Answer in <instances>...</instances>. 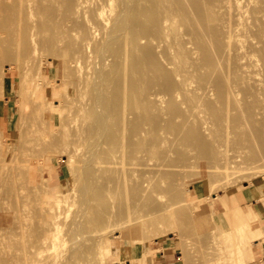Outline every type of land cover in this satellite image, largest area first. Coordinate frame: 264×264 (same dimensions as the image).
<instances>
[{
  "label": "rangeland",
  "instance_id": "rangeland-1",
  "mask_svg": "<svg viewBox=\"0 0 264 264\" xmlns=\"http://www.w3.org/2000/svg\"><path fill=\"white\" fill-rule=\"evenodd\" d=\"M65 1L67 4L68 0H64V2ZM93 1L92 0L91 1L85 0V2H86L85 3L83 0L84 3H82V4L84 6L80 7L79 13L83 12L81 10V8H83V10H86L87 7L90 8L92 6L91 3H93ZM121 1H122V3H120ZM129 1H132V0H126V2H124V0H118V2L116 0H111L109 3H111V6L114 9H112V10L110 9V8H112L110 6V4H107L108 6H105L106 8L104 7L105 8L104 9L105 14H108L107 13V8H108L111 11H113V10L115 11V9H116V12L119 11V13H121L120 15L123 18H125L123 15H125V14L127 15L126 16L127 22H126V24H124V28H121V31L119 30L120 32H116L117 35L119 34L121 36L120 37L121 40H118L119 36H117V40L119 42L121 41L123 43L120 42L121 44L120 43H119L120 45L118 44L120 47L117 46L115 48H118V47H119V49L121 48L120 49L121 53L123 52L122 54H124L125 51L123 49L127 46V48H126V51H127V49L129 48L128 42L127 43L124 42L127 40L124 37H127L126 35H128V33L125 35L124 32H127L129 29H133V27H136L134 29H136V31L137 30L139 31V29L141 27L140 25H139L140 27L137 25L139 28L137 26H132V25H130L129 22H132L135 25H136L135 21H137V24H140L139 22H143L141 25L143 26L142 28H144V29L142 31L141 30L142 28H141L140 31H142V33L139 31L138 35L141 33L144 37H142V35L140 34L141 38L138 40V42L140 40L141 41L139 44L137 42V45H136L137 47L139 46L138 47L139 52H136L138 48L134 51L136 54L139 53L138 57H140V55H141V56H145V57L147 56L146 58H149L147 52H149V51H150V53L153 52V50L151 51V49H153V48L149 49V47H153L152 44H154V43H157V44L159 43V41L157 39H156L157 41L155 40V38H157V37L151 33V30H153V28L155 29V27H156V25L153 24L154 22L150 24V22H152V17L149 19L146 18V16L147 17L149 16L147 11H146V8H145L147 5H148L147 7L149 8L148 9L149 12L151 13L152 16H154L153 15L154 14L153 13L154 7L151 4L152 0H136V3L138 4V6L142 5L144 7L145 13L142 12L143 10L141 12L144 13L145 15L142 14V16L139 15L140 12L139 13L137 12V14L134 12V11H138V9H137L138 6L136 7V5H135L136 3L133 0V2L135 4H133L132 10L133 9H135V10L132 12H134L136 17L139 15V17H137V18H140V20L134 19L135 21L133 20V18H136V17L132 16L134 14L131 15L132 17L129 14V13H131L130 12L131 8L129 9V7L126 6L130 3H133V2H129ZM239 1H241L240 4H242V2L246 1V4H250V5H248L249 7L252 5V2H253V1H250L251 3H248L249 0L248 1L247 0H244V1L239 0ZM53 2L55 3V0H50V3L53 4ZM60 2L63 3L62 0H60ZM60 2H58V0H57L58 4L56 3V6L54 4V6L56 8L60 7L59 10L63 9V7L61 8V6H63V5H64V7L66 6L64 3H63V5L60 4ZM59 4H60V6H59ZM122 4H123V6L120 7ZM149 4H151V5H149ZM243 4H245V3H243ZM89 5H91V6H89ZM130 5H132V4H130ZM57 6H59V7H57ZM66 7H67V9L63 10L64 12L67 11L66 13H62L63 12L62 10H61L62 12L57 11L58 14H61L62 18H60L59 17L60 15L57 14V16H56L57 20L55 18H54V20H52L53 17L57 13L56 10H58V9H56V8H55L56 10H51V11H54V12H52L51 16L53 15V13L55 14L54 16H52V18H50L51 16L49 17L48 15H46V17L48 16L53 22L59 21L58 24H59V26H61L63 23L65 24V22L68 24V20H70V18H72V16L74 15L73 21L74 20L79 21V22L76 21L75 24L79 23L78 28H80V31L82 30V27H85L86 29L83 28V30L87 31L88 22L85 26L82 25V24H85L86 20H87V19H85V21H84V17L82 18V15H84L86 17L88 10H90L91 12H93V11L88 8L86 11H84L87 13H84V14L77 13L75 15L73 12H70L71 10L69 11L68 6H66ZM123 7L126 8V10ZM143 7H141V8H143ZM51 9H53V8H51ZM150 10L153 12H151ZM37 11H39L40 13L35 11V12H33L31 17H33L32 19L36 20V24L38 25V26L37 25L36 26L40 27L41 25L39 23V20L41 19V16H43L45 12L40 11V9ZM51 11H49V14ZM68 11L70 14H72L71 17L69 16V14H67ZM90 11L88 13L90 15L87 17L89 22H90V20L93 19V14H91ZM47 14H48V12H47ZM128 14H129V16H128ZM37 15H39V16H37ZM34 16H35V18H34ZM65 16L67 17V19ZM37 17H38V19H37ZM68 17H69V19H68ZM74 17H77V19H74ZM43 18H45V16ZM129 18H130V20L132 19V21H129ZM61 19L62 20L65 19L67 21L64 20L62 23ZM117 19H118V17H117ZM117 19H115L116 20L115 24H117V23L120 24L119 21L117 22ZM120 20L122 21L123 19L120 18ZM145 20H146V22H147V20H149V25L154 26V27L152 26L153 28L151 30L149 29L151 26L147 25ZM52 21L50 22V24L52 23ZM70 21H69V23L71 25L72 22H70ZM93 22L94 23H92V21H91L90 23L95 24V21H93ZM52 24L50 26H52ZM55 24L57 25V22L56 23L54 22L53 25L56 26ZM67 24H65V25L69 27L70 25L69 24L67 25ZM65 25H63L61 27L64 28ZM95 25H94V27L96 29L95 32L100 31L102 29V28L101 29L97 28L98 26L96 27ZM125 25L128 29L125 28ZM146 25H147V27H146ZM186 25L187 24L185 22H181L179 24V27H180L179 32L183 33L182 34L183 36L185 35L186 39H184L185 40L184 43L187 44L185 47H187V48L190 47V48H188L190 50L194 46L193 47L194 49L192 48L193 53H194V54L192 53L193 54L192 55L193 61H194V57L196 56L195 62L197 64H200L199 60H201V62H202L203 59L199 55V53L202 54L199 51H202V50H201L200 46H198V48L196 47L195 44L197 42L194 41V43H192L193 39L192 40H191V38L189 39L190 33H188V31H186L189 28H186L187 27ZM197 25L198 26H196V27L198 28L200 24H197ZM59 26L52 29V30H54V32L51 29L50 30L53 33L57 32V34L63 35L61 37V39L63 40L62 42H64L62 44L65 46V44H67V40H64V39H66L68 37V35H70L72 37L73 32H71L69 34V31H71L72 30L71 27H73L75 25L70 26L71 30L68 27H66L69 30V31H67L68 33L66 32V30H67L66 28H65L66 30L62 28L63 30H61V31H64L65 34L66 33L68 34V35L66 34L67 37L64 33L61 34L62 32L59 33V31L56 30ZM76 27H75V29H77ZM42 28H43V26H42ZM42 28L41 27L37 28L35 31V33L39 32L38 33L39 39L35 38L37 33L34 35L35 42L38 41L37 44H39V40H40V44L42 45L40 47H39V45H37L39 47V48L37 47L39 49V52L40 51L41 52L39 53L38 50L36 51L35 59L32 58L34 60V63H33V60L31 59V56L29 54L19 55V53H21V52L24 53V52L29 51V43L26 44V46H25V43H27V42H25L24 44H19V46L17 45L18 48H17V46H13V47H15V50H14V48H12L11 51H13V50L14 51H13V54H10V55H14L13 57H15V53H16V57L14 59H12L13 58L12 56H10L11 57L10 58L9 55L6 58H5L6 55H4V56L2 55V57H0V59H2V60H0V63H1L0 64V72L2 70L4 72L2 77L0 75V78H1L0 79V81H1V83H0V230L2 232V233L0 232V251L2 249L3 250L8 249L10 251L23 250V249L27 248V246L30 245L31 242L34 241V239H36L38 234L41 235L45 232L48 235L47 236V243L48 244L46 245V247H44L42 249L41 254H43V256H44V254L46 253L45 256H47L48 259H50L49 253L50 254L54 253L55 256L53 254L50 256L56 257L61 263H65V264H150L151 259H152V254L154 253V248H152V247H155L157 245L156 242H161L164 240H170V241H172L171 244H173V245L176 244L179 247V249L181 250V255H182L181 259L183 260V264H238L239 262H241L242 256L246 255V253L250 252L252 239L254 236L247 237L248 234L244 232L245 237H247L248 240L245 239V241H243L242 243H238L239 244V247H238V245L233 241L236 237L235 231L237 228H239V227L241 228L242 226H245V224H247V222L251 225V228H253V229L258 225L257 220L255 219V218H257L256 211L248 203L246 204V206H242L241 203L248 202L252 198L260 199L262 202H264V161H263V159H261V160L258 159L260 161L256 160L253 162H250V161L240 162V164H239L240 166H237L231 170L226 169V168H217L216 170H213L212 175H210V172L206 171V173L205 172L203 173V171H201L199 169V165L196 164L195 161L194 162L192 161V157L189 156L190 153L188 152L185 156H189L192 163H194V164L193 165L191 164L190 165L191 168H190L188 166L190 163L189 164L187 163L189 161L185 160V161H187L186 164H188L187 165L188 167L186 166L187 169L190 168L191 170L189 169L187 171L185 169L186 168L185 166H184L185 171H184V169L180 168V166H181L180 163H182L183 159H185V158L182 156H179L178 153H177L178 155L173 154V152L171 153V151H173L175 149L180 150L178 148H175L176 146H178L176 143H179L181 140V138H180V140L178 138V136H180V133L178 136H176L178 138L179 142L177 139H174L173 142H175L176 140L177 141H176V143H173L172 140H173V137H175L174 135L176 133L178 134L177 131L178 130L181 131L180 125L182 126L183 124L178 123V122L179 121L182 122V120H183L182 118H184V117H182L181 119H180V117L188 112V110H186V106L191 105L192 103L184 104L187 102H184L185 97L182 94L181 95H179L180 93L171 94L167 89L166 90L168 92L164 89L166 87L165 86L166 83L163 84V82H165L164 79L166 80V78L164 77V74L166 75V77H169V79L167 78L168 81L169 80L172 81L174 79V78H172V75L175 76V74H174L175 72L173 73V71H172L173 68H172L171 71L173 74L171 75V73H170L171 71L169 72V70H170L169 68L171 66L172 67H174V66L172 64H170V66H168L169 63L166 64L165 58L162 59L163 55H164L163 51L165 50V48L163 46L164 40H163V38H161L160 34L158 36L160 37L159 38L160 42L162 41L161 46H160V44H158V46H157V44L154 45V47L157 46V50H156V48H154L155 51H159V52L154 53L155 52L154 51L153 53L157 54V57L159 54L163 53L162 58L160 55H159V58H156V56L153 53H151V56H155V60H153L154 58L151 57L147 61L148 64H146L145 61L147 59L145 57H142V59L143 58L146 59L143 61L145 63L144 65L148 66V67H146L147 70L145 68H143L144 66L143 67L141 66L142 67V73H143V71L146 70L148 72L147 73L148 75H149V73L150 74L152 73L153 75H152V77H150L151 75L148 76L147 74H145L144 78H142L141 81H142V84L144 86V84L147 85V83H146L147 78L148 79L150 78L151 81L155 80V82H152L155 85H152L151 83H149V82H151L150 80H148V83H149V86H151V85L154 86L157 89V91L154 89V87L151 88L152 86L148 87L147 89H145L146 88L145 87L144 89L147 91L149 88H151L152 92L155 91V93L159 92L158 90H160V93H163L165 90V92L162 95H165L166 98H168V100L166 98H164V99H166V101H165L162 98V95L159 93V94H157V96L153 95L151 97L152 99L151 98H150V100L147 99L146 101H144L145 103L142 104L143 101H140L141 98H139L138 97L139 94H137L138 90H142V89H140L141 87L138 89L137 88L138 86H136L137 84L138 85L140 84V80H139L140 77L139 76L143 77V74H144L143 73L141 75V72L139 71V70H141V67L138 65V64H140V62L142 65V61L139 60L140 58H138L137 55L134 54V52H133V54H131L132 56L129 55L131 53V51H133V50H130L129 51L130 53H127L129 57L127 55H124L127 57V59H125L126 58L125 57L122 60V54H120L119 52H117V53L120 54L119 57L121 59L119 57H116L115 51L116 50L120 51L119 49H116V50L114 49V46L117 45L116 40H114L116 42L115 45L113 44L114 41L111 42L112 45H114L113 46L114 51L112 49V52H114V54L108 55L107 54V53H109V51L107 52L108 48H105V49L101 48V42H104V44H105V45H103V43H102V47L103 46L106 47V43L108 44V42L106 41V37H108V36H105L104 34L108 35V32H110V30L109 31L107 30L106 32H104L106 29L105 30L102 29L101 31H102V34L104 33L103 34L104 36H102L101 31L97 32L96 33L97 35L95 34L97 37L96 36H94V37L98 38V39L95 40L94 37H93V39L95 40V42L97 44L93 41V39L91 40V42L93 41L96 44L95 45L96 47H98V45L100 44V49L101 50L103 49V53L105 51L106 52L104 54H102V51L99 49V47L96 48V50H94L95 46L94 45H93L94 47L92 46V44H94V43H90V50L93 53L92 57H90V58H92L93 60L88 59V60H91L90 63L88 62V60H87V62H86V60L84 62L81 61V63L83 65V69L85 72L84 74L86 76H89V73H90L91 76H89L90 77L89 79H88V77H86V79L83 78V79H85L83 82H86V84L83 85L84 84L83 82H82L83 84H81V82L78 84L79 80L77 81L76 79H79V77L77 76V72L73 73V71H74L73 67L71 69H70V67H68V62H67L68 56H66L68 54L63 49L64 46H61L62 50L59 49V51H61V53H58V50H55L53 48V46H54V47H56V49H58L60 47V45H62L61 40L57 41V40H59L60 37L58 38V36H57V39H55L57 42H60L59 43L60 45H58V43L56 41L55 42L57 44H54L55 42L53 43L52 42L53 40H51V39H50V41H51L50 44H48L47 38H46L48 35H45L46 33H44V35L46 37H43V38L46 39L47 44H44L45 41H42V42H44L43 43L44 47H43V44L41 43V36L43 35L44 30H41ZM51 28H53V27H51ZM39 29L41 30V32ZM59 29H61V28H59ZM126 29H127V31H126ZM177 29H178V27H177ZM144 30H146L145 33H144ZM46 31H48V29H46ZM75 31H74V34L78 33V35H77L78 39L76 38V35H73V38H75L78 41L81 39L80 34H82L81 33L82 31L80 33H79V29H77ZM153 31H152L153 33H156V29ZM52 32H50V33H52ZM149 32L152 34V36L154 35L152 38H150L151 36H148L150 34ZM185 32H187V34ZM50 33H48V34H50ZM87 33H85V34H87ZM99 33L101 34V36ZM188 34H189V36H188ZM51 35H49V36L51 37ZM84 35L82 34V38ZM70 36L68 37V39H70ZM104 37H105V39L103 41L102 38H104ZM43 38H42V40H45ZM73 38H72V40H73ZM146 38H147V40H146ZM142 40L143 41L145 40V42H143ZM146 41L147 42L150 41V45L147 44ZM213 41H215V42H212V41L211 42L216 43L215 45L212 44V48L214 50V52H213V50H212V52L215 55V53L217 52L215 47L217 46L218 41L217 40H213ZM71 42L72 41H70L69 43H71ZM74 42H75V40H74ZM247 43L244 45L249 46V43L248 44ZM140 44L141 45L145 44L146 47H148L147 49H142V52L144 53V55H142L143 53H140L141 52V48H140L141 45ZM21 45H24L23 48L25 49V51L23 50V48H21L22 51L19 49ZM45 45L48 46V48L52 47L51 48L52 50L50 49L51 51H49L48 49H46ZM56 45H58L59 47ZM112 45L109 48L110 50L112 48ZM143 45H142V48L145 47ZM159 46L162 48V50H161V48H159ZM245 46H244V48H247V49L250 48V47H245ZM258 46L260 47V45H258ZM130 47H131V45H130ZM64 48L66 49V51H68L67 45ZM188 49L186 51L189 52ZM192 49H191V52H192ZM145 50H147V51H145ZM93 51H96V52H93ZM97 51H98V53H97ZM99 52H101L100 53L101 56L103 55L102 57H100V55H98ZM252 52H256V50L250 51L249 53L251 54ZM197 53H198V55H197ZM260 53H261L262 57L261 56L259 57L260 54L258 56H256L253 53H252V56L250 54L247 55V56H249V57H247V61L250 60L248 62H252L250 64H248V62H247L248 67H249V65L251 66V64H252L250 69L247 67V70L249 69V70H253V71H255V70L258 71V68L260 69V68L264 67V64H262L263 66H260L262 63V62L260 63V61L264 60V56H263L264 53L263 52H260ZM256 54H258V52H256ZM96 55H97V57H96ZM105 55H106V57H107V55L109 56V58L107 57L108 60L106 59ZM112 56H115L114 60L116 59L115 62L118 63V65H117V63L113 64L115 66V68L117 69V71L115 70L116 73L118 72L117 76H118V74L120 75L121 72H124L127 69L126 71L128 73L126 71L125 72L127 74L133 73L134 77H132V78L136 79L135 73L137 72V69L139 68V70L137 72L138 73V75H137L138 79L131 81L132 83L134 82V84H135V82L136 83L138 82L135 85L136 87L131 82H128V81L132 80V78H131V76H133L132 74L130 75L131 79L129 78L130 80H126V81H125V79L127 78L126 73H125L126 78H123V73L121 74L122 76L120 78L121 79L123 78L122 80H120V78L118 76V79L120 81H123V80L125 81V85H124V81H123V83L121 82V84L124 85L125 89L127 88V90H126L127 93L123 92L124 89L122 91L123 85L121 86L119 80L115 78L116 76L113 77L114 75H112L113 74L112 69H114V66L112 67V65H111L114 62L112 60V58H113ZM134 56H136L137 59H135ZM199 56L201 59L198 60ZM103 57H105L104 58L105 61L102 60L104 63L101 62L99 64V61H101V59ZM118 58L120 59V62L118 61L119 60ZM129 58H131V59H129ZM94 59H95V61H94ZM151 59L153 61H156L159 59L160 61L158 60V62L157 61L156 62L158 64L161 62V64L156 65L157 63H155L153 61H152V63H150ZM217 59L219 60V57H217ZM217 59L215 58L216 61H218ZM106 60H107V62H106ZM109 60H111V61H109ZM135 60L140 61V62H138V64L134 63L135 65H138L137 69H136L135 65L129 64V63L135 62ZM189 60L191 61L192 59H189ZM39 61L40 62L42 61V63L40 64ZM93 61L95 63L94 66H93L94 63H92ZM121 61H122V63H121ZM124 61L125 62L127 61L126 66H127V64H129V65H128V67H126V69H123V71H122V68H121V66L119 67V65H121V64L125 65ZM128 61H130V62H128ZM162 61H164L165 64L162 63ZM105 62L108 65L107 64L105 65ZM219 62H222V65L220 63L215 62L217 67L221 65L220 68L218 67L219 68L218 71L220 72V74H222V72H223L222 75H224V73H225V76L228 79L229 77L227 76L228 74H226L225 69L229 70V68L223 64L224 62L222 60H220ZM177 63H179V67H180V65H182L183 62L179 61ZM187 63H189V61ZM203 63L204 62L201 63V67L202 66H204V67L202 69H199L200 72L197 74L196 77H195V75H196L195 73L198 71H196V72L194 71L195 72L194 77L191 74L189 75V73H188L189 71L187 72L188 74L186 73L187 74L186 76L189 75L188 78L186 77L187 78L186 83L188 84L187 85L188 89H193V90L196 89L195 91H198V92L201 91V93H202V90L204 89V91H205L206 88H203V89L200 88L203 86L198 87L199 83H200L198 78L201 75L200 78L202 77V79H201V82H202V80H205V78L207 77L206 73L208 71H210L209 67L206 68V66L203 65ZM255 63H259V64H255ZM71 64L73 65V63H71ZM86 64H88L87 67L89 66V64L92 67L91 68L88 67V70H86L87 69V67L85 66ZM162 64H164V66H162L161 68L164 67L165 70L164 69L163 70L166 73L160 72L162 70V69L160 70V66ZM36 65L37 66L40 65L42 67V74L41 75H38V73H36V70H37ZM103 65L106 66V69H105L106 72L104 71L105 67ZM130 65H132V68L135 66L134 67V70L136 69L135 72L129 71V69L132 70L131 68H129ZM109 66H111L112 74H110L111 71H107V70H110ZM213 66L214 65H212V67ZM215 67L216 66H214L212 68V70ZM222 67H224L225 69ZM102 68H103V70H102ZM119 68L121 70L120 73H119ZM123 68H125V67H123ZM221 69H223V71ZM263 69H260V70H263ZM216 70H217V68H216ZM86 71H88V74H86ZM191 71L193 74V70H191ZM201 71H203V72L201 73ZM214 71H213L212 75H214V73L215 74L218 73V72L216 73V71L215 72ZM107 72H109V73H107ZM129 72H131V73H129ZM204 72H205V74H204ZM247 72L249 74L251 71H246L245 77L249 76V75L246 76ZM259 73L262 75L264 73V71H263V73L261 71L260 72L258 71L255 73V75L252 74L254 76V77L252 76V78H254V79H252L253 81H256V79L257 80L261 79V76ZM208 74H209V72H208ZM146 75L148 76L147 78H146ZM218 75L219 74H217V76ZM94 76H96V77H94ZM213 77H214V79L212 77L209 78V79H211V82L212 83L214 82V81H212V79L215 80L216 82H218L217 80H219V79H215L216 75H214ZM220 77H223V76L219 75L218 78H220ZM93 78H95V79H93ZM96 78H98V81ZM247 78L248 79H244V80H250L248 82L253 83L251 78H249V77H247ZM224 79H226V78H224ZM74 80H76V83ZM231 80H232V78L227 80V81L230 82ZM263 80H264V77L261 79V81L259 80V83H263L264 82ZM80 81H82V80H80ZM224 81H226V80H224ZM127 82L130 83L131 86L133 85V87L137 88V90L135 88H132L130 85L128 86V84L126 85ZM211 82L205 81V85L208 89L207 91H211V92H207V94L210 93L209 96L211 97V99L216 100L217 98L214 96H216V95L218 96V94L216 92L214 93L215 90H212V89H215L213 87L216 84V82H214L215 84L214 83L210 84ZM245 82L246 81H244L242 83L240 82L241 84L244 83V85H241L240 83L236 84L237 87L234 85L233 89H235V91L233 90V92H232L233 97H234V93L237 92V94H235V97L238 98L237 97V95H238L240 97V98H238L239 100L246 101V99H247L246 97L248 95L244 96L245 95L244 92L245 91L247 92L248 87H250V86H249V83H245ZM99 84H100V87H99ZM162 84H163V86H165V87H161V88H163V92H161V88H160V86H162ZM200 84H202V83H200ZM257 84H258V82H256V84H254V86ZM94 85H96V86H94ZM105 85L108 87H106ZM211 85H212V89L209 90V87L211 88ZM251 85H253V84H251ZM139 86H141V85H139ZM243 86H245V87L243 88ZM93 87H94L95 92L92 90ZM158 87H159V89H158ZM238 87H242L243 89H238L240 92L238 90L236 91V88H238ZM76 88L79 90L76 91L77 90ZM129 88L133 91L136 90V93L133 92L134 94L132 95V92L128 91ZM110 89H112L113 92H116L117 94L112 93L110 91ZM114 89H115V91H114ZM144 89H143V92H145ZM199 89H201V90H199ZM241 90L243 92H241ZM28 91H29V94L27 93ZM103 91H104V93H103ZM109 91L113 94V96L115 95L114 98L115 97L118 98L119 96H120V98L122 97L123 100L121 99V101H120V98L118 99L119 105H120V102L123 103L124 101H126V100H124L125 96L123 95V93H126L128 95L130 92L131 94H129V96L132 98V103L135 100L133 103L134 108L131 107L132 109H130V110L134 109L133 111L139 112V110H135L137 105H138L137 109L140 108L139 105H142V106L145 105L146 111L142 109L144 107L143 106L142 108H140V110L142 109L141 114H144V116H146V117L148 116L147 117L148 119L150 118L149 120L146 118L147 122L149 121L150 124L147 122H144L145 117L142 116L143 120H139V121H142L143 123H145V125H147V127L144 126V124L142 122L138 121V119H137L138 117L136 118L137 114L133 111H131V112L125 111V114H127V116H124L125 114L123 113V118H118V115L116 116V113L118 111H120L119 109H121L122 106H123V109H126L124 107V105L125 106L127 104L129 105L131 99L129 96L126 95L125 99H127V100L130 99V100L128 101V103L124 102L123 103L124 105L122 104V106H119L120 108L117 109V111H116V108L114 109V107L117 106V104H116L117 102H115V100H117V99L112 98V99H114L115 104L112 101L111 102L113 104L110 103L109 101L111 99H109V97H110ZM143 92L141 93V96H144ZM30 93H32V94H30ZM94 93H97L98 95L97 94L94 95ZM165 93H167V95ZM241 93L243 94L242 97H241ZM104 94H106V96H104ZM207 94L204 95L205 99L207 98ZM107 95H108V97H107ZM98 96H100L99 99L100 98L102 99L103 96L108 98V99H106V103H104V101H105L104 98L101 100L103 102L102 103L97 98ZM158 96L159 97L161 96L160 99L162 100V102L160 100V103L163 104V106L167 101L168 102L170 101L167 104L172 103L170 105H173V108L172 107H170V108L172 109L173 113L177 111L176 113H174L175 116H178L177 118L176 117L174 118V119H177V121H176L177 123L176 122L173 123V121H172L173 118L168 117V115L171 113V111H170V113L168 111L170 109L169 108L170 105L167 106L169 109L168 108L166 109V105H165V110L161 109L162 111H166L165 113L160 111V108L164 109V107H162V105L160 103H157V102H159V101H157L159 99ZM165 96H163V97H165ZM19 97L22 98L21 103L19 102V100H20ZM94 97L96 100L94 99ZM137 97L139 99H137ZM153 97H154V100H156L157 102L154 103ZM173 97H174V99H173ZM29 99H30V101H29ZM31 99L33 102L31 101ZM211 99H209V100H211ZM34 100H36V102L37 101L38 102L36 103ZM86 100H88V101H86ZM89 100H90V103H89ZM94 100L95 101L99 100V102L102 105L103 104L104 105L107 104V106L109 105L108 106L109 108H107L106 105L105 106L103 105L106 108V110L103 108L104 112L105 113L107 112V114L109 113L110 115L113 113L111 115V117L114 118L116 116L117 118L115 117L116 118V119L114 118L115 120H118V119L121 120L122 119L120 121V122H122L126 119L125 120L126 122L125 121L124 122H125V125H127V127L125 126V128H128V129H125L123 127L122 130H124V129L125 130H124V132L122 131V133L120 132L121 134L119 133L120 136L117 133L118 132L117 125H119V131H120L121 130L120 127L124 126V124L123 125L118 124L119 120L116 121L117 125L114 128V129L117 128L116 133H114L115 130L112 132L113 129L111 131L108 130L107 128H106L107 129L106 131L104 130V132H106V133L108 131V133L110 132V134L111 133L117 134V136L114 135L112 138L113 140H115L117 138L116 139L117 142L113 141V142H115L114 143L115 145L118 142H119L118 144H120V145H122V144L125 145L123 142L126 141V143H127L128 141L126 139H128V138L134 139L133 144L137 143V141H139V143H137V144H139L140 147L142 144L143 147H141V148L143 150L139 149V153L136 152V151H138L137 149L136 150L134 148L129 149V150L134 149L135 151L134 150L133 151H134V153L136 152L135 154H137V155H135L132 152H131L132 153L131 155H130V152H129V154L126 153V154H128V156H132L133 154L135 156H138V157L134 158V161L136 159L135 168L132 169V166H134V164L133 165L130 164V162L131 163L133 162L132 160H130L128 162L129 158L125 159L127 157L126 154H125L126 157L122 156L123 155L122 152L125 151L126 148L123 150L122 146L121 147L119 146V149L116 148V150H114L115 149L114 147H116L117 145L114 147L112 145V148H114V149H112L114 153L111 151L110 143L111 144L113 143L111 138L107 140V138L109 137L108 133L104 134V133H102V131H100V127L98 124L99 120L97 121L98 125L95 123V120H97L98 117H97V119H95V116L93 118V115L99 116L100 110H101V108L96 109V107H100L101 104L98 102L99 105L98 104L94 105V102H95ZM174 100H176V101H174ZM41 101H44V102L46 101V103H44V102L41 103ZM92 101H93V105L95 108H91L92 107V104H91ZM136 101L137 102L140 101V102H138V104H137ZM163 101H164V103H163ZM87 103H89V104L87 105ZM108 103H110L114 106L113 109L111 107L112 105H110ZM153 103L154 104L157 103V108H155L156 105L154 106ZM41 104H43V105H41ZM82 104H83V106H82ZM135 104H137V105H135ZM36 105H37V110H39V111L36 110L39 113V117L37 115V112H34L36 109ZM128 105L126 106V107H128L126 110H129L130 106H128ZM84 106H85V108H84ZM88 106H91V107H89V109H87ZM131 106H132V104H131ZM175 107H176V109H175L176 111L174 110ZM33 108H35V109H33ZM184 108L187 112L184 111L185 113L183 114ZM109 109L112 110L113 112L110 113L111 111ZM203 109H204L203 107L199 106L197 108V111H199L201 116L203 115L205 117V119H208V121L211 122L210 116L208 114H206V110L205 109L203 110ZM31 110H33V111H31ZM114 110L116 111V113L114 112ZM154 110H156V111H154ZM157 110L161 114L158 113L159 114L158 115ZM95 112L96 113L98 112L99 114L98 113L95 114ZM155 112L158 116L161 115L160 117L156 116L158 119H155V117H154ZM146 113H148V114H146ZM162 113H164L166 115H164ZM173 113L170 116H172ZM41 114H45V115L48 114V115L40 117V116H42ZM132 114H134L136 116H134ZM110 115L107 118H108V121L111 120L110 124H112L115 121L112 122V119H110L111 118ZM113 115H115V116H113ZM120 115H122V112H120ZM174 115L172 117H174ZM133 116L135 118H134V120H131ZM162 116L163 117L167 116L165 118L166 119L165 122H164L165 119H162ZM208 116H209V118H207ZM140 118H141V116H140ZM167 118L169 121L171 120L172 123H169V121H167ZM193 118H194V116H193ZM127 120H129V121H127ZM130 120L133 121L134 126H133V124L129 123ZM156 120L160 122V125L162 124L163 128H161L162 126L157 125V123H159V122H157ZM154 121L156 122V124L154 123ZM91 123L95 127L98 126L97 129L96 128L95 129L98 132L100 131L99 133L98 132L95 133L96 131H95L94 127H92L93 129L91 128ZM107 123L105 126L108 125ZM140 123L144 126V127H142L143 129L145 128V130H147L149 127L148 125H151L152 126L151 129H154V130L150 129V132L151 131L155 132V130H156L157 133H155V135H159V137H160V134H162V136L165 137V139L167 138L166 140H164V138H162L164 141H166L164 144H163L164 141H162V139L160 138V140L162 141V146H160V145L159 146L161 148L157 145V144H159L157 142L159 141L161 143V141L158 140L156 142L155 138H154L155 135H153L152 137L149 136L148 137L149 141H147V139H146L147 142H150V140H153V138H154V142L151 141L154 144H151V142L149 144H144L145 140L142 143L141 139L147 138V133L145 135L146 137L144 135H143L144 136L143 138L140 137V136H142L138 133L139 126L141 128V125H139ZM80 124H82V129H85V127L87 128V129H85V131L86 130L88 131L89 130L88 128L90 127V131H88V133L89 132L90 133L89 134L86 133L87 131L86 132L85 131L84 132L79 131L80 130L79 127H81ZM163 124H165V125L167 124L168 127H166L167 125L164 127ZM172 124L173 125L175 124L174 126L177 127V129H176V127H174L175 129L172 127L173 131L176 130L175 131L176 133L173 132L175 134L170 132V131H172L170 129ZM75 125H77L78 127ZM113 126H115V123L113 124ZM156 126L158 128L160 127L161 129L160 128L159 129L162 131H160ZM75 127H77V129H79V130H77V133L74 131V130H76ZM110 128H112V127L110 126L109 129ZM91 129L94 132H92ZM41 131H43V132H41ZM148 131H149V129H148ZM80 132H83V134L86 133L88 137L87 138L84 137L85 134L82 135V133H80ZM74 133H76V134L74 135ZM79 133H80V135H79ZM91 133H95V134H93V137H91L92 136ZM158 133H160V134H158ZM97 134H100L101 136L97 135ZM94 135L95 136L97 135V136L95 137ZM148 135H151V134H148ZM97 137H98V139H97ZM131 139L129 141H131ZM110 140H111V142H109V144H108L109 146H108L107 143ZM135 140H136V142H135ZM140 140H141V143H140ZM46 141H48V142H46ZM105 141H107V142H105ZM169 141H170V143H172V144H170L172 147H173V144H176V146L173 147L175 149H173V148L168 149L167 148V146H170V145H168ZM44 143L45 144L47 143V144L44 146ZM183 143H185V142L182 140L181 144L179 143L180 144L179 147H181V145ZM52 144H54V145H52ZM127 144L130 145L129 143H127ZM127 144H126V146H127ZM150 144H151V149L149 147V149L146 150V148H147L146 147L145 148L146 153H143L144 152V146L145 145L150 146ZM182 146L184 147L185 145H182ZM256 146H257V144H256ZM134 147L136 148L137 146L134 145ZM128 148H130V146ZM128 148L126 149L125 152H127ZM163 148L166 149V152L169 151V152H167L168 155L165 153V150H163ZM109 149H110V151H109ZM117 149L121 151L122 157H120V158L127 160L126 162L129 163V165L131 166L130 169H132V171L134 169L136 170V171L134 170L133 172H129V171L125 172V170H124V172L127 173L128 177H129L128 178L126 176L127 177L126 179H130L132 184H133L132 181L134 179H135V181L137 180V182H136L137 184L140 181L142 184H143V182H145L144 188H142L143 185L140 186L141 183L138 184L139 187L136 184V187L134 189L140 188L139 190L136 189L137 191L135 190L138 194L135 193V191H132L133 187L135 186V183L133 185H130V187L132 186L130 188V189H132L131 193H129L130 192L129 188H128L129 189L128 192L126 190V188L129 187L130 183H127L128 180L123 178V176H125L124 175L125 173H123L122 177L120 175V173H122V169H120V167H121V164L124 160L121 161V159L118 158L120 153ZM103 150H105V151H103ZM183 150H185V149H183ZM115 151H118V153L117 152L115 153ZM163 151H164V154L162 153ZM103 152H104V154H102ZM142 153H143V155H142ZM162 154L166 155V156H164L166 161L167 160L171 161V160H169V156L171 159L172 155H173V157H175L174 155H177L176 157H178V158H176V159H179V157H180V159L183 158L182 161L180 160L181 161L179 163L180 166H178L177 170L174 169V171L171 172L170 170L172 168L171 169L169 168V170L165 169L166 170V172H165V170H163V171L161 170L162 167L158 169V165L160 166L161 160H162V158H164V157H162ZM139 155H142V157L141 156L139 157ZM132 157H134V156H132ZM173 157H172V160H174L176 162V159L175 158L173 159ZM110 158L112 160H110ZM142 158H144V159H142ZM118 159L121 161V162L119 161L120 167L118 166L119 165ZM186 159H189V158H186ZM107 161H108V163H107ZM103 162H105V163H103ZM111 162H112L113 166H111L112 165ZM254 162H257V163L255 164ZM172 163H173V161H172ZM177 163L172 164L173 166H171V167L176 166ZM251 163H254V164L251 165ZM105 166H107V167H105ZM126 166H128V165H126ZM130 166H128V167H130ZM103 167H104V170H103ZM127 169L129 170V168H127ZM154 169H156L157 171ZM95 170H97V171L95 172ZM175 170L179 172V174L181 176L180 179H178L179 177L175 178L176 176L179 175V174L176 175V173H174V172H176ZM137 171H138V173H137ZM169 172L174 173L175 175H171ZM15 173L18 176L15 175ZM89 173H90V175H89ZM130 173H132V175L134 173L133 177L131 176ZM141 173L143 175H145V176H143V175L142 176L146 180L141 175H139ZM3 175H5V176L3 177ZM108 175H110V176L107 178ZM138 175L140 177H142L145 181L142 182V180H143L142 178H141L142 180H138L140 178V177L138 178ZM20 176H22V177H20ZM113 177H115V179ZM116 177L119 179V181L121 183L116 182V179H117ZM119 177H121V179ZM130 177H132L134 179L132 180V178H130ZM93 178H94V180H92ZM112 178L115 180V182ZM122 178L124 180H126V183L123 184V187L121 185L122 182H124V180H122ZM170 178L173 180H170ZM170 181H173V182H170ZM105 182L109 183V184H107L108 188H106L108 190L105 191V188H104L103 189L104 192H102L100 190L102 189V187H104V185L102 186V184H104ZM116 183L119 184L118 186L121 185L122 188L118 187L116 185ZM125 184H127L128 186L125 187ZM110 185L112 186V188ZM105 187H106V183H105ZM109 188H111V190ZM113 188H116V190ZM124 188L126 190V193H124V195L129 196V198L132 201L136 200V196H137V200L134 201L135 204L137 203V201H139V203L141 202V204L138 203L139 204L138 206H141V207L143 206L142 208H144L145 205L147 204V206H146L147 209L146 208H145L146 210L142 209L143 211H145V213L142 212L140 207H138V208L141 210L142 213H144V215L148 214L146 216L149 219L145 216V218H144L145 220H144L140 216V218L135 217L136 221L132 222V219H131V222L128 221L130 219V216H131L130 214H132V216H134L133 214H135V213L139 214L140 211L137 210V212L133 213V209H135V208L138 209V208L136 207L137 204L136 205L132 204V206H135V207L131 206L132 210H130V211H132V212H129L130 216L126 215V214H128L127 213L128 211H125L124 208L126 207L125 208L126 210L128 208H130V207L127 208V206H129L128 202L130 203V199L127 197H126V199L128 200V202L125 198H123V199L127 202L128 205L126 204L125 201H124L125 204L123 202L121 203V201H120L119 203L122 204L123 209L120 208L119 203L117 202L118 199H116V197H117L118 193L121 192V194L119 193L120 194L119 198L121 199L122 191L123 192L125 191ZM112 189H113V191H112ZM118 189H122V191L118 192ZM171 189H172V191H171ZM140 190H141L142 194L140 192H138ZM143 191H145V193H143ZM139 193L141 195H139ZM234 193H236L237 197L244 196L245 200H243L242 202H237ZM130 194H131V197H130ZM218 194H222V196L219 197ZM144 195H147L148 197L144 196ZM212 195H214V198L211 197ZM132 198H134V200ZM223 198L225 199V201L227 203L224 201ZM173 199H174V201H173ZM214 199L218 200V202L221 206L220 211L214 212L211 210L210 205ZM234 199H235V202H234ZM84 202H86V203H84ZM233 202H234V204H233ZM255 202H257V201H255ZM112 204L115 206L114 210H113L114 206ZM166 204H167V206H166ZM123 205H127V206H123ZM181 205H183V206H181ZM61 206H63V207H61ZM116 207H117V209L120 210L121 215H119V210L117 211ZM111 208H112V210H111ZM53 209L57 212V215H56V213H54V215H53ZM82 209H83V211H82ZM122 211L124 212L123 214L126 213L123 216H122ZM148 211H150V212H148ZM58 212L62 213V214H59ZM141 212H140V215H141ZM66 213H67V215H66ZM215 213L217 214L218 217L215 215ZM81 214H83V215L81 216ZM153 214H155V215H153ZM55 215L57 217H55ZM120 216H122L123 218H121ZM127 216H129L128 220H127ZM132 216H131V218H133ZM72 217H74V219ZM138 217H139V215H138ZM72 219H73V222L72 221L70 222V220H72ZM75 219L77 220L78 224L76 221H74ZM66 220L68 222H66ZM141 221H143V222H141ZM113 222H114V224H113ZM121 222L122 223L124 222L125 224L123 223V225H122ZM53 223H54V225H53ZM56 224H58V225L56 226ZM75 224H77L76 226H78V227L74 226ZM119 224H121L120 225L121 228L119 227ZM51 225L53 226V228L54 227L57 228V229L56 228H54V229L56 230L55 232L59 236L55 235V237H54L55 232H54V229L52 228ZM68 226H71L68 228V230L72 231V232L74 231V229L76 227V233L75 232L71 233V232H68V230H67V233L64 234V231H65V229H67L66 227H68ZM112 226H114V227H112ZM2 227H4L3 228L4 231L2 230ZM8 227H9V229H8ZM10 232H12V233H10ZM49 233L51 235H53L50 239H53L54 242L52 240H49ZM74 235H76V236L78 235V236L76 237ZM68 236H69V238H68ZM56 237H58V238H56ZM73 237H75V239ZM71 238H72V240H70ZM249 241H250V243H249ZM76 244H77V246H76ZM50 245H51V247H50ZM52 245H53V249H52ZM43 252H45V253H43ZM65 257H67V258H65ZM3 260L4 259H0L1 264H4V263H6V264H8V263L9 264H24L22 257L15 256L13 254L7 255V262H5ZM67 260L68 261L70 260V261L68 262ZM49 262H50V260H49ZM46 263H48V262H46ZM46 263H43V264H46ZM48 264H50V263H48Z\"/></svg>",
  "mask_w": 264,
  "mask_h": 264
},
{
  "label": "bare ground",
  "instance_id": "bare-ground-1",
  "mask_svg": "<svg viewBox=\"0 0 264 264\" xmlns=\"http://www.w3.org/2000/svg\"><path fill=\"white\" fill-rule=\"evenodd\" d=\"M63 1V3L66 5V6H68L69 7V11L70 12H73L75 15L77 14V13H79L80 12V7H83L84 5L82 4V3H84L85 2V0H84V2H83V0H68V3L66 4V1L64 2V0H62ZM91 1V0H90ZM93 1V0H92ZM111 0H94L93 1V3H91L92 4V6L91 5H89V6H91L90 8L89 7H85L86 8V10L89 8V9H91L93 12H91L90 10H88V13H89V11L91 12V14H93V19L92 20H90V22L92 21V23H94L93 21H95V24H92V23H90L89 22V20H88V16L90 15V14H88L87 12H84V11H86V10H83V8H81V10L83 11V12H81V13H79V14H84V13H87V15H86V17L84 16V15H82V18L84 17V21H85V19H87L86 20V23L85 24H82V25H86L87 24V22H88V24H87V31L85 32L84 30H83V28H85V27H82V30L84 31H80V28H78V25H79V23H76L75 24V22L77 21V22H79L78 20H74L73 21V16H72V18H70V20H68V24L70 25V23H69V21L70 22H72L71 23V25L70 26H72V25H75V26H73V27H71L72 28V30L70 29V26L68 27V26H66L65 24H67L66 22H65V24L63 23V21L65 20H62V25L61 26H63V25H65L64 26V28L63 27H61V26H59V21H54L55 23L57 22V25L56 26H54L53 24H54V22L52 21V20H54V18L56 19V16H57V14H58V12L57 11H63V10H65V9H67V7L65 6L64 7V5H63V3L62 2H60V0H58V2H60V4H62L63 6H61V8L63 7V9H60L59 10V6H60V4H59V6H57V7H59V8H56L55 6H56V3H57V0H55V3L53 2V4L52 3H50V0H0V57H2V55L4 56V55H6L5 56V58L6 57H8V55H9V57L10 56H14V55H10V54H13V51L15 50V47H13V46H19V44H24L25 42H27V43H25V46H26V44H28L29 43V51L28 52H21V53H19V55H21V54H29L30 56H31V59L33 58V59H35V56H36V51L38 50V52H39V47L40 46H42L41 44H40V40H39V44H37V42L38 41H36L35 42V39H34V35L37 33H35V31H36V29L37 28H42V26H43V28L41 29V30H44L43 31V35L41 36V43L43 44L44 42H42V41H45V43L44 44H50V39L51 40H53L52 42L54 43L56 40L55 39H57V36H58V38H59V40H57V41H60L61 40V44L62 43H64V42H62L63 40L61 39V37L63 36V35H60V34H57V32L56 33H53L54 32V30H52V29H54L55 27H57V26H59L56 30L57 31H59V33L60 32H62L61 34H65V32L64 31H61V30H63V29H65L66 27H68L71 31H69L68 30V28H66L65 30H66V32L67 31H69V34L71 33V32H73V34H72V37L70 36V35H68L67 33V35H68V37L70 36V39H68V37H67V35H66V39H64V40H67V44H65V46L67 45L68 46V51H66V49L64 48L65 46L62 44V45H60L59 43L60 42H57L58 43V45H60V47L58 46V45H56V46H58L57 48L58 49H56V47H54L53 46V48L55 49V50H58V53H61V51H59V49L60 50H62L61 48V46H64L63 47V49L65 50V52H67V54L68 55H66V56H68V67H70V69L73 67V69H74V71H73V73L74 72H77V76L79 77V79H76L77 81L79 80V82H78V84L81 82V84H83V85H85L86 84V82H83L85 79H86V77H88V79L90 78L89 76H91L90 75V73H89V76H86L84 73V69H83V65H82V63H81V61H85L86 60V62H87V60L88 59H92V58H90V57H92V55H93V53H92V51L90 50V43H94L95 42V40L96 39H98V38H95L94 36H96L97 34V32H100L102 29H106L104 32H106L107 30L109 31L110 30V32H108V35L107 34H104L105 36H108V37H106V41L108 42V44L106 43V47H102V43H103V45H105L104 44V42H101V48H103V49H105V48H108V50H107V52L109 51V53H107L108 55L110 54V55H113L114 54V52H112V49H113V46L116 44V42H117V45L116 46H114V49L116 50V49H119V45L121 44V43H123V42H119L118 40H121V36L118 34L117 35V33L116 32H120L121 31V28H124V24H126V22H127V20H126V14L125 15H123L125 18H123L120 14L121 13H119V11L118 12H116V9H115V11L113 10V11H111L112 9H114L112 6H111V3H109ZM117 2H118V0H116ZM135 1V3H136V0H134ZM202 1V2H201ZM244 1V0H243ZM248 1V0H247ZM250 1H253L252 2V5L249 7L248 5H250V4H246V1L245 2H242V4H240V2L241 1H239V0H152V6L154 7V12L153 11H151V12H153L152 14L154 15V16H152L151 15V13L149 12V8L146 6L145 8H146V11H147V13H148V15L150 16H146V18L147 19H149V18H151L152 17V22H150V24L151 23H153V24H155L156 25V27H155V29H156V33H153L154 31L153 30H155L153 27V25H149V20H147V22H146V20H145V22L147 23V25H149V26H151L149 29L151 30L152 28H153V30H151V33L152 34H154L157 38H155V40L157 39L158 41H159V43L158 44H160V46H161V42H160V37L158 36L159 34H160V36H161V38H163V40H164V48H165V50L163 51V53H164V55H163V53L162 54H159L160 56H161V58H162V55H163V58L162 59H164L165 58V60H166V64H168L169 63V65L168 66H170V64H172L174 67H170L169 69V72L172 70V68H173V73L175 74V76L174 75H172L173 73H172V71L170 72L171 73V75H172V78H174L172 81H168V79H169V77H166V75L164 74V77L166 78V80L164 79V81L165 82H163V84L164 83H166L165 84V86H163V84H162V86H160V88L161 87H165L164 89L166 90H168L171 94H173V93H175V94H178V93H180L179 95H183L184 97H185V101L184 102H187V103H184V104H188V103H192L191 105H187L186 106V110H188V112L185 110V108H184V110H183V114L185 113L184 111H186L187 113H185L183 116H181L180 117V119L182 118V117H184V118H182L183 120H182V122H180L179 120V122L178 123H181V124H183L182 126L180 125V130L181 131H177L178 132V134L175 132V131H173L172 129L174 128V127H176V126H174L173 124H172V126L170 127V129L172 130V131H170V132H175V133H173V134H175L174 136L175 137H173V140H172V142L174 141V139H177L178 140V138H179V140H180V138H181V140H180V142H179V140H178V142L181 144V141L183 140L185 143H183L182 145H185L184 147L181 145V147H179L180 146V144L179 143H176V141L175 142H173V143H176L178 146H176V144H173V147L174 146H176L175 148H178V149H180V150H177V149H175V148H173L170 144H172V143H170V141H169V143H168V145H170V146H167V148L169 149V148H173V149H175V150H173V151H171V153L173 152V154H179V156H182V157H184L185 159H183L182 157V159H183V161H182V159H180V157H179V159H176V158H178V157H176L177 155H174L175 157H173V155H172V157H173V159L175 158L176 159V162L174 161V160H172V157H171V159H170V156H169V160H171V161H166L165 160V157L164 156H166V155H163L164 154V151L162 152L163 154H162V157H164V158H162V160H161V163H160V166L158 165V169L159 168H161V170L163 171V170H165V169H168L169 170V168L171 169L170 171L171 172H173L174 171V169H176L177 170V168H178V166H180V164H181V166H180V168H182V169H184V166L186 167L189 163V167L191 168V164L193 165L194 163H192V161L194 162L195 161V163L196 164H198L199 165V169L201 170V171H203V173L205 172L206 173V171H208V172H210V175H212V171L213 170H216L217 168H226V169H233V168H235V167H237V166H240L239 164H240V162H247V161H250V162H253V161H256V160H258V159H263V161H264V80L262 81L263 83H259V80L261 81V79L264 77V73H263V71H264V67H262V68H260V69H263V70H260L259 68H258V71L260 72H262L263 74L261 75L260 73V76H261V79H256V81H253L252 79H254V78H252V74H254L255 75V73L256 72H258V71H253V70H249L250 69V67L252 66V64H251V66L249 65V67L247 66L248 64H250V63H252V62H248V61H250V60H248L247 61V57H249V56H247V55H249L250 53V51H255L256 50V52H258V54H256V52H252L253 54H255L256 56H258L259 54V57L261 56L262 57V55H261V53L260 52H263L264 53V0H249V2L248 3H251ZM124 2H126V0H124ZM129 2H133V0L132 1H129ZM147 2V1H146ZM201 4H200V3ZM86 3V2H85ZM89 3V2H88ZM120 3H122V1L120 2ZM134 2L133 3H130V4H132V5H130V4H128V5H126V6H128L129 7V9L131 8V13H129L130 14V16L132 15V14H134V12L137 14V12L139 13L140 12V16H142V14L143 15H145L144 13H145V10H144V7L142 6V5H140V6H138V4L136 3L135 4ZM243 3H245V4H243ZM54 4H55V6H54ZM58 4V3H57ZM107 4H110V6L112 7V8H110L111 10H109L108 8H107V13L108 14H105L104 13V9L106 8L105 6H108ZM117 4V3H116ZM127 4V3H126ZM133 4H135L136 5V7L138 6V11H134L135 9H133L132 10V6H133ZM151 4H149V5H151ZM146 5V4H145ZM115 6V5H114ZM118 6V5H117ZM123 6V4L120 6V7H122ZM125 6V5H124ZM125 6V7H126ZM131 6V7H130ZM56 9H58V10H56ZM105 7V8H104ZM135 7V6H134ZM141 7H143V8H141ZM51 8H53V9H51ZM84 8V9H85ZM124 8V7H123ZM127 8V7H126ZM126 8H124L125 10H126ZM40 9V11H43V12H45L44 13V15L43 16H41V19L39 20V23H40V27H37L38 25L36 24V20H34V19H32L33 17H31L32 16V14H33V12H38V13H40L39 11H37V10H39ZM128 9V10H129ZM51 10H56V15L53 13V15L52 16H54L53 17V19L51 20L50 18H52V16H51V14H52V12H54V11H51ZM109 10V11H108ZM120 10V9H119ZM143 10V11H142ZM49 11H51L50 12V14H49ZM61 11V12H62ZM69 11H68V13L67 14H69V16L71 17V15L72 14H70L69 13ZM132 11H134V12H132ZM144 12V13H142V12ZM47 12H48V14H47ZM67 12V11H66ZM66 12H62V13H66ZM129 12V11H128ZM127 12V13H128ZM146 13V14H147ZM150 13V14H149ZM129 14H128V16H129ZM46 15H48L47 17H46ZM58 15H60L59 17L60 18H62L61 17V14H58ZM139 15L137 16V17H139ZM37 16H39V15H37ZM45 16V18H43ZM63 16V15H62ZM68 16V15H67ZM78 16V15H77ZM121 16V17H120ZM132 16H134V17H136L135 16V14L134 15H132ZM131 16V17H132ZM66 17V16H65ZM80 17V16H79ZM92 17V16H91ZM90 17V18H91ZM117 17H118V19H117ZM130 17V18H131ZM133 18V20L135 19V20H137V19H139L140 20V18ZM154 17V18H153ZM34 18H35V16H34ZM58 18V17H57ZM120 18L121 19H123L122 21L120 20ZM128 18V17H127ZM130 18H129V21H132V19L130 20ZM145 18V19H146ZM37 19H38V17H37ZM59 19V18H58ZM66 19H67V17H66ZM68 19H69V17H68ZM74 19H77V17H74ZM115 19H117V22L119 21L120 22V24H115ZM52 21V26H50L51 24H50V22ZM57 20V19H56ZM60 20V21H61ZM134 20V21H135ZM65 21H67V20H65ZM83 21V20H82ZM83 21V22H84ZM74 22V23H73ZM144 22V23H145ZM181 22H185L187 25V27L186 28H189V29H187L186 31H188V33H190V36H189V34H188V36H189V39L191 38V40H192V43H194V41L195 42H197L195 45H196V47L198 48V46H200V48H201V50L202 51H199V52H201L202 54H200L199 53V55L201 56V58L203 59L202 60V62H204L203 63V65H205L206 66V68H208L209 67V69H210V71H208L209 72V74H208V72L206 73V75H207V77L205 78V80H202V82H201V79H202V77L200 78V74L203 72V71H201V73L199 74L200 76H199V81H200V83H202V84H200L199 82V86L198 87H200V86H203V87H200V88H206L205 89V91H204V89L202 90V93H201V91L200 92H198V91H195L196 89H188V84L186 83V79L188 78V76L191 74V75H193V77H194V75H195V77L197 76V74L200 72V70L199 69H202L204 66H202L201 67V60H199V59H201L200 58V56L198 57V60H199V63L200 64H197L196 62H195V58H196V56L194 57V61H193V49H192V52H191V49L189 50L188 48H190V47H185L187 44L186 43H184L185 42V40L184 39H186L185 38V35L183 36L182 34L183 33H180L179 32V29H180V27H179V24L181 23ZM38 23V22H37ZM130 23V25H132V26H139L140 27V29L143 27L141 24L143 23V22H139L140 24H137V21H135V23H136V25L134 24V23H132V22H129ZM67 24V25H68ZM81 24V23H80ZM134 24V25H133ZM197 24H200L199 25V27L197 28L196 26H198ZM37 25V26H36ZM94 25L97 27V28H102L100 31H97V32H95V27H94ZM147 25H146V27H147ZM37 28H36V27ZM77 26V27H76ZM81 26V25H80ZM131 26V27H132ZM137 26V27H138ZM153 26V27H152ZM51 27H53V28H51ZM75 27L77 28V29H79V33L81 32L83 35L85 34V33H87V34H85L84 36H83V38H82V34H80V37H81V39L80 40H76L75 38H73V35H76V38L78 39V33L76 34H74V31L75 30H77V29H75ZM138 27V28H139ZM177 27H178V29H177ZM48 29V31H46V29ZM59 28H61V29H59ZM63 28V29H62ZM125 28H127L126 27V25H125ZM134 28H136V27H133V29H129L128 31H127V29H126V31L127 32H124L125 33V35L128 33V35H126L127 37H124V38H126L127 40L126 41H124V42H128V46H129V50L127 49V51H126V48H127V44L123 47L124 49V51L126 52H124V54H122L121 53V48L119 49L120 51H115V53H116V57H119L120 56V54H122V60H123V58H125L126 56H124V55H127L128 56V54L127 53H130L129 51L130 50H133V51H131V53L129 54V55H131V54H133V52H134V54H136L135 53V51L134 50H136L138 47L136 46L137 45V42H138V40L141 38V33H142V31H143V29L144 28H142L141 30L142 31H140V29H139V31L141 32L139 35H138V33H139V31L137 32L136 31V29H134ZM53 31H51V30ZM59 29V30H58ZM86 29V28H85ZM182 29V28H181ZM40 30V29H39ZM41 30H40V32H41ZM55 30V31H56ZM120 30V31H119ZM46 31V32H45ZM145 31L146 30H144V33H145ZM153 31V32H152ZM50 32H52V33H50ZM76 32V31H75ZM78 32V31H77ZM212 34H211V33ZM39 33V32H38ZM38 33H37V35L35 36V38H38ZM44 33H46L45 35H48L47 37L44 35ZM48 33H50V34H48ZM123 33V34H124ZM150 33V32H149ZM148 33V34H149ZM150 33V34H151ZM186 34H187V32H185ZM184 33V34H185ZM52 34V35H51ZM96 34V35H95ZM100 34V33H99ZM101 34H102V31H101ZM101 34H100V36H101ZM102 34V36H104ZM121 34V33H120ZM148 35V36H151L150 38H152L153 36H152V34L151 35ZM41 35V34H40ZM49 35H51V37L49 36ZM60 35V36H59ZM99 36V35H98ZM117 36H119L118 37V40H117ZM140 36V37H139ZM147 36V37H148ZM187 36V37H188ZM43 37H46L47 38V43H46V39L45 38H43ZM75 37V36H74ZM93 37L95 38V40L93 39ZM97 37V36H96ZM142 37H144L143 35H142ZM42 38L43 39H45V40H42ZM65 38V37H64ZM72 38H73V40H72ZM101 38V37H100ZM39 39V38H38ZM93 39V41L91 42V40ZM103 39V41H104V39H105V37L104 38H102ZM144 39V38H143ZM72 41L71 43H69L70 41ZM74 40H75V42H74ZM100 40V39H99ZM114 40H116V42L114 41ZM146 40H147V38H146ZM156 40V41H157ZM213 40H217L218 41V44H217V46L215 47L216 48V50H217V52L215 53V55H214V50H213V48H212V44L213 45H215L216 43H212V42H215V41H213ZM254 40V41H253ZM102 41V40H101ZM114 41V42H113ZM141 41V40H140ZM140 41L138 42V44L140 43ZM143 41V40H142ZM151 41V40H150ZM150 41L149 42H147L146 41V43L147 44H149L150 45ZM155 41V42H156ZM212 41V42H211ZM216 41V42H217ZM54 43V44H57V43ZM66 42V41H65ZM99 42V41H98ZM111 42H113V44L114 45H112V43ZM143 42H145V40L143 41ZM152 42V41H151ZM245 42V43H244ZM249 43V46H245L244 44H246V43ZM96 43V42H95ZM92 44V46L94 45H96V44ZM100 43V42H99ZM112 45V48H111V50L109 49L110 47H111V45ZM120 43V44H119ZM145 43V44H146ZM153 43V42H152ZM151 43V44H152ZM247 43V44H248ZM44 44H43V47H44ZM52 44V43H51ZM69 44V45H68ZM119 44V45H118ZM125 44V43H124ZM131 45V47H130V45ZM143 45V46H145L146 47V45ZM155 44H157V43H154V44H152V46L153 47H149V49H151V48H153V49H151V51L153 50V52L155 51V49L154 48H156V50H157V46H158V44H157V46L156 47H154V45ZM37 45H39V47L37 46ZM110 45V46H109ZM141 45V44H140ZM142 45L140 46V48H141V52L140 53H143L142 52V49H147L148 47H144V48H142ZM194 45V44H193ZM252 45V46H251ZM258 45H260V47L258 46ZM18 46H17V48H18ZM22 46V47H21ZM20 46V50L22 51V49L21 48H23L24 47V45H21ZM93 46V47H94ZM109 46V47H108ZM117 46H119L118 48H115V47H117ZM159 46V48H161ZM191 46V45H190ZM244 46L245 47H250L249 49H247V48H244ZM38 47V48H37ZM45 47H46V49H48L49 51H51L52 49V47L51 48H48V46H46L45 45ZM98 47H99V49H100V44L98 45ZM98 47H94L95 49L94 50H96V48H98ZM195 47V48H196ZM12 48H14V50L13 51H11V49ZM67 48V47H66ZM189 50V52L188 51H186L187 49ZM41 49V48H40ZM45 49V48H44ZM51 49V50H50ZM93 49V48H92ZM103 49L101 50L102 51V54H104L103 53ZM114 49H113V51H114ZM148 49V50H149ZM23 50L25 51V49L23 48ZM98 50V49H97ZM139 50V48L137 49V51L136 52H139L138 51ZM160 50V49H159ZM161 50H162V48H161ZM212 50H213V52H212ZM260 50V51H259ZM12 53H11V52ZM54 51V50H53ZM52 51V52H53ZM111 51V52H110ZM144 51V50H143ZM145 51H147V50H145ZM195 51V50H194ZM197 51V50H196ZM37 52V53H38ZM41 52V51H40ZM39 52V53H40ZM57 52V51H56ZM93 52H96V51H93ZM117 52H119L120 54H118ZM153 52H151V53H153ZM159 51H155L154 53H158ZM198 52V51H197ZM15 53V52H14ZM50 53V52H49ZM97 53H98V51H97ZM100 53L101 52H99V54L98 55H100ZM112 53V54H111ZM151 53H150V51L149 52H147V54H148V56H149V58H146L145 56H141L140 55V57H138L139 56V53L138 54H136L137 55V57L138 58H140L139 60L140 61H142V65H141V62L139 61V60H135V62H133V63H129V64H132V65H135V64H138V62H140V64H138L140 67L142 66H144L143 68H145L146 69V67H148V66H145L144 64L146 63V64H148V60L151 58V57H153L154 59L153 60H155V56H156V58H159V55H158V57H157V54H154L155 56H151ZM193 53V54H192ZM252 53L250 54L251 56H252ZM66 54V53H65ZM95 54V53H94ZM146 54V55H147ZM107 55V57L109 58V56ZM142 55H144V53L142 54ZM197 55H198V53H197ZM65 56V57H66ZM103 56V55H102ZM101 55H100V57H102ZM115 56H112L111 58H112V60L114 61L111 65H112V67L114 66L113 64L114 63H117V62H115V60H114V57ZM132 56V55H131ZM263 56H264V54H263ZM15 57H16V53H15ZM15 57H13L12 59H14ZM96 57H97V55H96ZM95 57V58H96ZM105 57H106V55H105ZM105 57H103L102 59H101V61H99V64L101 63V62H103L102 60H104V58ZM107 57H106V59H107ZM129 57V56H128ZM137 57L136 56H134V58L135 59H137ZM142 57H145L146 59H142ZM217 57H219V60L217 59ZM4 58V57H3ZM11 58V57H10ZM110 58V59H111ZM120 58V57H119ZM118 58V59H119ZM132 58V57H131ZM131 58H129V59H131ZM215 58L218 60V61H216L215 60ZM246 58V59H245ZM32 59V60H33ZM62 59V58H61ZM97 59V58H96ZM121 59V58H120ZM120 59L118 60L119 62H120ZM125 59H127V57L125 58ZM128 59V60H129ZM142 59V60H141ZM189 59H192L191 61L189 60ZM251 59V58H250ZM254 59V58H253ZM257 59V58H256ZM260 59V58H259ZM0 60H2V59H0ZM93 60V59H92ZM108 60V59H107ZM107 60H106V62H107ZM144 60H146L145 61V63L143 62ZM152 59L150 60L151 62L150 63H152V61H153ZM159 60V59H158ZM158 60H156L157 62H158ZM189 61V63H187L188 61ZM220 60H222L224 63V65H226L228 68H229V70L227 69H225L224 67H222V68H224L225 69V72H226V74H228L227 76L229 77L228 79H227V77L225 76V73H224V75H222L223 74V69H221L220 71L222 72V74H220V72L218 71V69L220 68V66L222 65V62H219ZM246 60V61H245ZM94 61H95V59H94ZM94 61L92 62V63H94ZM105 61V60H104ZM109 61H111V60H109ZM108 61V62H109ZM131 61V60H130ZM130 61H128V62H130ZM156 61H153V62H155V63H157ZM160 61V60H159ZM179 61H182L183 63H182V65H180V67H179V63H177V62H179ZM187 61V62H186ZM40 62V61H39ZM88 62L90 63L91 62V60H88ZM105 62V65L107 64ZM215 62H217V63H220L219 65L220 66H218L217 67V65H216V63ZM247 62H248V64H247ZM262 62V63H261ZM33 63H34V60H33ZM42 63V61L40 62V64ZM71 63H73V65L71 64ZM97 63V62H96ZM104 63V62H103ZM121 63H122V61H121ZM124 63H125V65L123 64H121V65H119V67L121 66V68H122V71H123V69H126V67H128V65L129 64H127V66H126V63H127V61L125 62L124 61ZM135 63V64H134ZM162 63H164V61H162ZM260 63H261V65L260 66H263L262 64H264V60H261L260 61ZM1 64V63H0ZM18 64V63H17ZM159 64H161V62L159 63ZM158 63L156 64V65H159ZM165 64V63H164ZM164 64H162L161 66H160V72H163V73H166L164 70V67L163 68H161L162 66H164ZM178 64V65H177ZM188 64V65H187ZM207 64V65H206ZM255 64H259V63H255ZM82 65V66H81ZM87 65L88 64H86L85 66L87 67ZM95 65V63L93 64V66ZM102 65V64H101ZM105 65H103L104 67V71H105V69H106V66ZM108 65V64H107ZM117 65H118V63H117ZM132 65H130L129 66V68H131L132 70H130L129 69V71H132V72H135V70L138 68V65H135L136 66V69L134 70V67L132 68ZM212 65H214V66H216L213 70H212V68L214 67H212ZM223 65V66H224ZM26 66V65H25ZM99 66V65H98ZM97 66V67H98ZM125 67V68H123V67ZM152 66V65H151ZM259 66V67H260ZM36 67H37V70H36V73H38V75H41L42 74V67L40 66V65H36ZM88 67H92L90 64H89V66ZM88 67H87V69L86 70H88ZM142 67H141V70H139V68L137 69V72H138V70L141 72V75L143 74V77H141V76H139L140 78H139V80H140V84L139 85H141V86H139L136 82H135V84H134V82L132 83L131 81H134V80H137L138 78H137V75H138V73L136 72L135 74V77H136V79H133L132 77H134V75H133V73H131V72H129V73H131L133 76H131V78H132V80H130L131 78H130V75L131 74H127L125 71L124 72H121V70H120V68H119V73L121 72V74L123 73V78H126V76H125V73H126V75H127V78L125 79V81L126 80H130V81H128V82H131L132 84H134V86L136 85V86H138L137 88L139 89L140 87V89H142V90H138V92H137V94H139L138 95V97L139 98H141L140 99V101H143L142 102V104H144L145 102L144 101H146L147 99H149L150 100V98L153 96V95H156L157 96V94H159L160 93V90H158L159 92H157V93H155V91L154 92H152V89L151 88H153L154 86H152V85H155L154 83H152V82H155V80H153V81H151L150 80V78L148 79L147 77L149 76V75H151L150 77H152V73L150 74L149 73V75L147 74L148 72L145 70V71H143V73H142ZM247 67L249 68L248 70H247ZM103 68H102V70H103ZM190 68V69H189ZM216 68H217V70H216ZM15 69V68H14ZM69 69V68H68ZM98 69V68H97ZM101 69V68H100ZM99 69V70H100ZM109 69L110 70H107V71H111V66H109ZM164 69V70H163ZM208 69V70H209ZM101 70V71H102ZM115 70L117 71V69L115 68V66H114V69H112V71H113V74H112V71H111V73L110 74H112V75H114L113 77H115L116 79H118V76H119V78L122 76L121 74L119 75L118 74V76H117V73L115 72ZM134 70V71H133ZM144 70V69H143ZM191 70H193V74H192V71ZM216 71V73L217 74H219V75H221V76H225L224 78H226V79H224L223 77H220V78H218V76H217V74H215L214 73V75H216V77H215V79H219V80H217L218 82H216L215 80H213L214 79V75H212L213 74V71ZM98 71V70H97ZM103 71V72H104ZM189 71V72H188ZM196 71H198V72H195ZM214 71V72H215ZM246 71H253L252 73L250 72L249 74H248V72H247V74H246V76L247 75H249V76H247V77H249V78H251V80H252V82L253 83H249L248 81H250V80H244V79H248L247 77H245V73H246ZM70 72V71H69ZM106 72V71H105ZM115 72V73H114ZM146 72V73H145ZM189 73V75L188 76H186L188 73ZM228 72V73H227ZM255 72V73H254ZM107 73H109V72H107ZM169 73V74H170ZM187 73V74H186ZM195 73V74H194ZM3 74H4V72H3V70L0 72V75H1V77L3 76ZM86 74H88V71H86ZM145 74H147L146 75V80H147V85L146 84H144V86H143V84H142V81H141V79L142 78H144V75ZM204 74H205V72H204ZM258 74V73H257ZM73 75V74H72ZM76 75V74H75ZM84 75V76H83ZM108 75V74H107ZM162 75V74H161ZM251 75V76H250ZM76 76V77H77ZM129 76V77H128ZM163 76V75H162ZM259 76V75H258ZM93 77V76H92ZM94 77H96V76H94ZM163 77V78H164ZM187 77V78H186ZM210 77H212L213 79H212V81H214V82H216V86L214 85V87L213 88H215V89H212V85H211V88L209 87V90H215L214 91V93L216 92L217 94H218V96L216 95V96H214V97H216L217 99L216 100H214V99H211V97L209 96V94H207V92H211V91H207L208 89H207V87H206V85H205V81L206 82H208V81H210L211 82V79H209ZM232 78V80L229 82V81H227V80H229V79H231ZM254 77V76H253ZM83 78H85V79H83ZM122 78V79H123ZM130 78V79H129ZM168 78V79H167ZM191 78V77H190ZM258 78V77H257ZM1 79V78H0ZM93 79H95V78H93ZM97 79V81H98V78H96ZM121 78H120V80H122ZM154 79V78H153ZM192 79V78H191ZM197 79V78H196ZM209 79V80H208ZM221 79V80H220ZM226 80V81H224V80ZM76 80H74L75 81V83H76ZM80 80H82V81H80ZM119 80V79H118ZM119 80V82H120V85L122 86L123 84H121V82L123 83V81H120ZM148 80H150L151 82H149V83H151L152 85V87L151 86H149V83H148ZM95 81V80H94ZM125 81H124V85H125ZM193 81V80H192ZM233 81V82H232ZM244 81H246L245 83H249V86L250 87H248V91L246 92L245 90V95L244 96H246V95H248L246 98V101H243V100H239L238 98H240L238 95H237V97L238 98H236L235 97V94H237V92H235L234 93V97H233V90L235 91V89H233V87H234V85L236 86V84H238V83H242V82H244ZM83 82V83H82ZM126 83V85L128 84V86L130 85L131 86V84L130 83ZM232 82V83H231ZM256 82H258V84L257 85H255L254 86V84H256ZM0 83H1V81H0ZM92 83V82H91ZM95 83V82H94ZM93 83V84H94ZM98 83V82H97ZM100 83V82H99ZM191 83V82H190ZM194 83V82H193ZM212 82L210 83V84H213ZM240 83V84H241ZM74 84V83H73ZM77 84V85H78ZM209 84V83H208ZM207 84V85H208ZM251 84H253V85H251ZM98 85V84H97ZM124 85L122 86L123 88H122V91H123V89H124V91L123 92H126L127 93V88L125 89L124 88ZM146 85V86H145ZM241 85H244V83L243 84H241ZM81 86V85H80ZM94 86H96V85H94ZM102 86V85H101ZM106 86V85H105ZM127 86V87H128ZM135 86V87H136ZM210 86V85H209ZM79 87V86H78ZM99 87H100V84H99ZM106 87H108V86H106ZM110 87V86H109ZM126 87V86H125ZM132 88H135V87H133V85L131 86ZM130 87V88H131ZM143 87V88H142ZM146 87V88H145ZM148 87H151V88H149L147 91L145 90V89H147ZM237 87V86H236ZM245 86H243V88H244ZM103 88V87H102ZM129 88V90L128 91H130V92H132V95L134 94L133 92H135L136 93V90H137V88H135L136 90H131ZM145 88V89H144ZM242 87H238V88H236V91L238 90V89H243ZM77 89V88H76ZM81 89V88H80ZM143 89L145 90V92H143ZM154 89L157 91V89L154 87ZM158 89H159V87H158ZM198 89V88H197ZM79 89H77L76 91H78ZM93 91H94V87H93V89H92ZM98 90V89H97ZM101 90V89H100ZM105 90V89H104ZM109 90V89H108ZM165 90H164V92H165ZM166 90V91H167ZM199 90H201V89H199ZM81 91V90H80ZM92 91V92H93ZM110 91L112 92V93H115V94H117L116 92H113V90L112 89H110ZM109 91V93H110V97H109V99H111L109 102L110 103H114V99H117V100H115V102H117L116 104H117V106L116 107H114L112 104H110V103H108V104H110V105H112L111 107H112V109H113V107H114V109L116 108V111H117V109H119L120 107L119 106H122V104L124 103V102H126V103H128V101L130 100V103H129V105L128 106H130L129 107V110H126L128 107H126L124 104V107L126 108V109H123V106H122V108L121 109H119L120 111H118L117 113H116V111L114 110V112L116 113V116L118 115V118H123V113L125 114V111H128V112H131V111H133V110H130V109H132L131 107H133L134 108V101H133V103H132V98L129 96V94H131L130 92H129V94L127 95L126 93H123V95L126 97V95L127 96H129L130 97V99L129 100H127V99H125V97H124V100H126V101H122L123 103H121L120 102V105L118 104L119 102H118V99L120 98V96L117 98V97H115L114 98V96H113V94L111 93ZM114 91H115V89H114ZM143 92V95L144 96H141V93ZM150 91V92H149ZM167 91V92H168ZM239 91V90H238ZM95 92V91H94ZM147 92V93H146ZM161 92H163V88H161ZM163 92V93H164ZM206 92V93H205ZM240 92V91H239ZM241 92H243L242 90H241ZM28 94H29V91L27 92ZM81 93V92H80ZM79 93V94H80ZM103 93H104V91H103ZM163 93H160L161 95L163 94ZM184 93V94H183ZM201 93V94H200ZM30 94H32V93H30ZM78 94V95H79ZM95 94H97V93H94V95ZM101 94V93H100ZM166 95H167V93H165ZM205 94H207V100L205 99ZM239 94V93H238ZM98 95V94H97ZM103 95V94H102ZM113 97H112V96ZM178 95V96H179ZM240 95V94H239ZM242 93H241V97H242ZM101 96V95H100ZM100 96H98L97 98L99 99V97ZM104 96H106V94H104ZM102 97V99L104 98V103H106V99H108V98H106V97ZM117 96V95H116ZM163 96H165V95H162V98L164 99V98H166V96L165 97H163ZM182 96V97H183ZM107 97H108V95H107ZM128 97V98H129ZM133 97V96H132ZM136 97V96H135ZM137 97V99H139ZM161 97V96H160ZM160 97L158 96V100L157 101H159V102H157L156 100H154V97H153V100H154V103L155 102H157V103H160ZM20 98V97H19ZM44 98V97H43ZM112 98H114V99H112ZM211 99V100H209V99ZM94 99H95V97H94ZM101 98L99 99L100 101L102 100ZM121 99H122V97L120 98V101H121ZM136 99V100H137ZM152 99V98H151ZM167 100H168V98H166ZM166 99H164L165 101H166ZM173 99H174V97H173ZM184 99V98H183ZM44 100V99H43ZM46 100V99H45ZM96 100V99H95ZM94 100V101H95ZM99 100H97V101H95L94 102V105H97L98 104V102H99ZM123 100V99H122ZM29 101H30V99H29ZM31 101H32V99H31ZM35 102H36V100H34ZM47 101V100H46ZM46 101L44 102V101H41V103L42 102H44V103H46ZM50 101V100H49ZM48 101V102H49ZM86 101H88V100H86ZM112 101V102H111ZM140 101H138V102H140ZM174 101H176V100H174ZM19 102L21 103L22 102V98H20V100H19ZM33 102V101H32ZM38 102V101H37ZM36 102V103H37ZM68 102V101H67ZM102 102V101H101ZM138 102L136 101V103L138 104ZM161 102H162V100H161ZM170 102V101H169ZM168 101L164 104V106H163V104H161L162 105V107H164V109L163 108H160V111L161 112H166V111H162V110H165V105H166V109L168 108L167 106L168 105H170V104H172V103H170V104H167V103H169ZM19 103V104H20ZM31 103V102H30ZM53 103V102H52ZM89 103H90V100H89ZM89 103H87V105L89 104ZM100 103V102H99ZM103 103V102H102ZM153 103V104H154ZM157 103L156 104H154V106L156 105V107L155 108H157ZM163 103H164V101H163ZM91 104H92V107L91 106H88L87 107V109H89V107H91V108H95L94 107V105H93V101L91 102ZM101 104V103H100ZM115 104V103H114ZM131 104H132V106H131ZM137 104H135V105H137ZM41 105H43V104H41ZM86 105V106H87ZM99 105V104H98ZM104 105V104H103ZM102 104H101V106L100 107H96V109L97 108H101V110H100V114H99V116H97V115H93V118H94V116H95V119H97V117H98V119L97 120H95V123L97 124V121L99 120V127H100V131H102V133H106V132H104V130L106 131L107 129L108 130H112V132L115 130V132L114 133H116L117 131H116V129L118 130V135H119V133L121 132L122 133V131L124 132V130L125 129H128V128H125V126L127 127V125H125V122L124 121H122V122H120L121 120H115L117 117L115 116V115H113V116H115L114 118L113 117H111V115L113 114L112 112V110H110L109 112L110 113H112L111 115H110V119H112V122L113 121H115L114 123H115V126H113V124L114 123H112V124H110V121H108V114H107V112L105 113L104 112V109L106 110V108L104 107L105 105H106V107L107 108H109L108 106H107V104H105L104 106H103ZM152 105V104H151ZM159 105V104H158ZM82 106H83V104H82ZM140 106V108H142L143 106L145 107H143L142 109L143 110H145L146 109V106L145 105H139ZM160 106V105H159ZM199 106H201V107H203L205 110H206V114H208L209 116H210V118H211V122L210 121H208V119H205V117L202 115H200V113H199V111H197V108L199 107ZM49 107V106H48ZM47 107V108H48ZM137 107H138V105H137ZM137 107L135 108V110H139V112H136V111H133V112H135L136 114H137V116L136 115H134V114H132V115H134V116H136V118L138 119V121L139 120H143L142 118L143 117H145L144 118V122H147V120H146V118L148 117H146V116H144V114H141V111H142V109L140 110V108L139 109H137ZM170 107H172L173 108V105H170L169 106V108ZM46 108V109H47ZM84 108H85V106H84ZM104 108V109H103ZM168 108V109H169ZM33 109H35V108H33ZM49 109V108H48ZM162 109V110H161ZM176 109V107L174 108V110ZM203 109V110H204ZM37 105H36V109H35V111L34 112H37V111H39V110H37ZM94 110V109H93ZM99 110V109H98ZM108 110V109H107ZM124 112H123V111ZM159 110V109H158ZM157 110V114L159 113V114H161L159 111ZM31 111H33V110H31ZM97 111V110H96ZM146 111V110H145ZM154 111H156V110H154ZM169 113H170V111H171V113L169 114L168 112V117H170V118H173L172 119V121H173V123H175L176 121H177V119H174L175 117L177 118L178 116H175L174 115V113H176V112H174L173 113V111H172V109L170 108L169 110ZM120 112H122V115H120ZM127 112V113H128ZM202 112V111H201ZM96 112H95V114H97ZM119 113V114H118ZM143 113V112H142ZM164 113H162V114H164ZM173 113V115H174V117H172V116H170L171 114ZM203 113V112H202ZM36 114V113H35ZM108 116H107V115ZM146 114H148V113H146ZM156 114V112H155V119H158L157 117H160V116H158ZM37 115H38V117H39V113L37 112ZM42 116H40V117H43V116H46V115H48V114H41ZM164 115H166V114H164ZM120 116V117H119ZM122 116V117H121ZM124 116H127V114H125ZM132 117V119L131 120H134V118L135 117ZM140 116H141V118H140ZM143 116V117H142ZM157 116V117H156ZM193 116H194V118H193ZM209 116L207 117V118H209ZM167 117V116H166ZM166 117H163L162 116V119H165ZM92 118V119H93ZM37 119V118H36ZM114 119V120H113ZM148 119V118H147ZM150 119V118H149ZM148 119V120H149ZM153 119V118H152ZM94 120V119H93ZM130 120V122L129 123H131V124H133V121H131ZM146 120V121H145ZM20 121V120H19ZM108 123H107V122ZM116 121H118L119 123L118 124H121V125H123L124 124V126H121L120 128H121V130L119 131V125H117L116 123ZM127 121H129V120H127ZM157 121V120H156ZM166 121V119L164 120V122ZM167 121H169L168 120V118H167ZM172 121L170 120L169 121V123H172ZM92 122V121H91ZM139 122H142V121H139ZM157 122H159V121H157ZM42 123V122H41ZM94 123V124H95ZM106 123L108 124L107 126H105L106 125ZM143 123V122H142ZM147 123H149V121L147 122ZM146 123V124H147ZM154 123L156 124V122L154 121ZM177 123V122H176ZM97 124V125H98ZM110 124V125H109ZM130 124V125H131ZM144 124V126H146L147 127V125H145V123H143ZM150 124V123H149ZM51 125V124H50ZM81 125V127H79L80 128V130L79 129H77V125H75V126H77V127H75L76 128V130H74L76 133H77V130H79V131H85V129H87L86 127H85V129H82V124H80ZM116 125H117V128L116 129H114L115 127H116ZM129 125V124H128ZM139 125H141V128H140V126H139V131H138V133L140 134V135H142V136H140V137H144L145 135H146V133H147V138H143V139H141L142 140V143H143V141L145 140V142H144V144H149L151 141H153L154 142V138H155V141L157 142L158 140H160V138L162 139V138H164V140H166L165 139V137H163L162 136V134H160V133H158V134H160V137H159V135H155V133H157V131L155 130V132L153 133L152 131V133L150 132V129L152 128V126L151 125H148L149 127H148V129H149V131H148V129L147 130H145V128L143 129L142 127H144L141 123L139 124ZM157 125H160V122L159 123H157ZM164 125V127L167 125H165V124H163ZM178 125V124H177ZM86 126V125H85ZM112 127V128H110L109 129V127ZM133 126H134V124H133ZM160 126H162V124L160 125ZM170 126V125H169ZM92 127H94V129L96 128L97 129V127L98 126H93L92 125V123H91V128ZM123 127L125 128L124 130H122L123 129ZM132 127V126H131ZM157 127V126H156ZM166 127H168V125L166 126ZM173 127V128H172ZM84 128V127H83ZM107 128V129H106ZM158 128V127H157ZM160 128V127H159ZM158 128V129H159ZM161 128H163V126L161 127ZM160 128V129H161ZM47 129V128H46ZM89 130L88 131H90V127L88 128ZM93 129V128H92ZM91 129V130H92ZM96 129H95V131H96ZM157 129V130H158ZM159 129V130H160ZM169 129V128H168ZM169 129V130H170ZM175 129V128H174ZM176 129H177V127H176ZM73 130V129H72ZM99 130V129H98ZM151 130H154V129H151ZM158 130V131H159ZM166 130V129H165ZM49 131V130H48ZM78 131V132H79ZM87 131V130H86ZM85 131V132H86ZM88 131L86 132V133H88ZM99 131V132H100ZM160 131H162V130H160ZM159 131V132H160ZM41 132H43V131H41ZM83 132H80V133H82V135H84L85 134V136L84 137H88L87 136V134L86 133H84L83 134ZM92 132H94L93 130H92ZM98 131H96L95 133H97ZM98 132V133H99ZM76 133H74V135L76 134ZM80 133H79V135H80ZM90 133V132H89ZM88 133V134H89ZM95 133H91V137H93V134H95ZM107 133H108V131H107ZM106 133V134H107ZM114 133H111L110 134V132L108 133V138H107V140L108 139H110L111 138V140H112V142L113 141H116L117 142V138L115 139V140H113L112 138H113V136L114 135H116L117 136V134H114ZM120 133V134H121ZM162 133V132H161ZM179 133H180V136H178L179 135ZM103 134V135H104ZM148 134H151V135H148ZM78 135V134H77ZM97 135H100V134H97ZM96 135V136H97ZM102 135V136H103ZM144 135V136H143ZM153 135H155V137L153 138V140H150V142H147V141H149L148 140V137L149 136H153ZM167 135V134H166ZM169 135V134H168ZM56 136V135H55ZM73 136V135H72ZM95 136V135H94ZM95 136V137H96ZM101 136V135H100ZM120 136V135H119ZM118 136V137H119ZM162 136V137H161ZM176 136H178V138L176 137ZM74 137V136H73ZM76 137V136H75ZM83 137V136H82ZM146 137V136H145ZM159 139H158V138ZM49 138V137H48ZM52 138V137H51ZM100 138V137H99ZM73 139V138H72ZM76 139V138H75ZM97 139H98V137H97ZM129 139V138H128ZM128 139H126L128 142L127 143H129L130 145H128L127 143H126V141H124L123 143L125 144V145H120V144H118V143H116V145L118 146H116L114 143L115 142H113L112 144L110 143V149H111V151L113 152V150L112 149H114V150H116V148H118L119 149V146L121 147L122 146V149L124 150L125 148L127 149L129 146H130V148H128V150H127V152H125L126 151V149H125V151H123L122 152V154H121V151L120 150H118L119 151V153H120V155L118 156V158L119 159H121V161L122 160H124V159H122V158H120V157H122V156H124V157H126V155H127V157L125 158V159H128V162L130 161V160H132L133 162L131 163L130 162V164H134V166H132V169L133 168H135V161H136V159H135V161H134V158H136V157H138V156H135V155H137V154H135L136 152H138L139 153V149H142L141 147H143L142 146V144H141V147H140V145L139 144H137V143H139V141H137V143H135V144H133V141H134V139H131V141H129ZM146 139H147V141H146ZM59 140V139H58ZM106 140V139H105ZM111 140L110 141H108V143H107V145L109 144V142H111ZM141 140H140V143H141ZM163 139H162V141H164ZM171 140V139H170ZM161 141V140H160ZM162 141H161V143L158 141L157 143H159V144H157L158 146L160 145V146H162ZM46 142H48V141H46ZM57 142V141H56ZM99 142V141H98ZM105 142H107V141H105ZM135 142H136V140H135ZM166 141H164L163 142V144L165 143ZM132 143V144H131ZM47 144V143H46ZM45 143H44V146L46 145ZM126 144H127V146H126ZM143 144V145H144ZM151 144H154V143H152L151 142ZM151 144H150V146L148 145H145L144 146V152L143 153H146V150L147 149H149V147H150V149H151ZM256 144H257V146H256ZM52 145H54V144H52ZM112 145H113V147L114 146H116V147H114V148H112ZM133 145V146H132ZM134 145H136L137 147L135 148L134 147ZM139 145V146H138ZM65 146V145H64ZM109 146V145H108ZM157 146V147H158ZM159 146V147H160ZM165 146V145H164ZM93 147V146H92ZM147 147V148H146ZM153 147V146H152ZM40 148V147H39ZM97 148V147H96ZM131 148H134L135 150L137 149L138 151H136L135 153H134V151L133 150H129V149H131ZM145 148H146V150H145ZM161 148V147H160ZM165 148V147H164ZM163 148V150H165V153L167 154V152H169V151H167L166 152V149H164ZM185 149V150H183V149ZM32 149V148H31ZM34 149V148H33ZM93 149V148H92ZM110 149H109V151H110ZM67 150V149H66ZM177 150V151H176ZM23 151V150H22ZM103 151H105V150H103ZM118 151H115V153L117 152L118 153ZM149 151V150H148ZM147 151V152H148ZM176 151V152H175ZM186 151V152H185ZM28 152V151H27ZM91 152V151H90ZM89 152V153H90ZM129 152H130V155L132 154V153H134L132 156H134V157H132V156H128V154H129ZM132 152V153H131ZM175 152V153H174ZM190 153L189 154V156H191L192 157V161H191V159H190V157L189 156H185L187 153ZM95 153V152H94ZM111 153V152H110ZM114 153V152H113ZM126 153H128V154H126ZM141 153V152H140ZM143 153H142V155H143ZM88 154V153H87ZM102 154H104V152L102 153ZM112 154V153H111ZM126 154V155H125ZM122 155V156H121ZM142 155H139V157L141 156L142 157ZM168 155V154H167ZM91 157V156H90ZM71 158V157H70ZM88 158V157H87ZM133 158V159H132ZM186 158H189V159H186ZM118 159V162L120 161ZM142 159H144V158H142ZM164 159V160H163ZM110 160H112L111 158H110ZM179 162H178V161ZM182 161V163H180L181 161ZM185 160H188L189 162H187V161H185ZM260 160H258V161H260ZM13 161V160H12ZM24 161V160H23ZM88 161V160H87ZM91 161V160H90ZM120 161V162H121ZM127 160H124L123 162H122V164H121V167H120V162L118 163L119 165V167H120V169H122V173H120V175H121V177H122V175H123V173H125V172H133L132 171V169H130L131 168V166L129 165V163H127L126 162ZM140 161V160H139ZM144 161V160H143ZM172 161H173V163H172ZM22 162V161H21ZM127 164H126V163ZM171 162V163H170ZM178 162V163H177ZM186 162L188 163V164H186ZM103 163H105V162H103ZM107 163H108V161H107ZM125 163V164H124ZM176 164L177 163V167L176 166H174V167H171V166H173L172 164ZM180 163V164H179ZM184 163V164H183ZM255 164L257 163V162H254ZM254 163H251V165L252 164H254ZM259 163V162H258ZM27 164V163H26ZM111 164H112V162H111ZM124 164V165H123ZM179 164V165H178ZM183 164V165H182ZM186 164V165H185ZM126 165H128V166H130V167H128V166H126ZM230 165V166H229ZM111 166H113V164L111 165ZM124 166V167H123ZM126 166V167H125ZM138 166V165H137ZM183 166V167H182ZM187 166V167H188ZM226 166V167H225ZM229 166V167H228ZM256 166V165H255ZM105 167H107V166H105ZM123 167V168H122ZM164 167V168H163ZM168 167V168H167ZM187 167L185 168L187 171L190 169H187ZM126 168V169H125ZM127 168H129V170L127 169ZM101 169V168H100ZM185 169H184V171H185ZM103 170H104V167H103ZM124 170H125V172H124ZM127 170V171H126ZM131 170V171H130ZM154 170H156V169H154ZM175 170V171H176ZM191 170V169H190ZM17 171V170H16ZM97 170H95V172H96ZM107 171V170H106ZM136 171V170H135ZM140 171V170H139ZM144 171V170H143ZM157 171V170H156ZM87 172V171H86ZM90 172V171H89ZM147 172V171H146ZM165 172H166V170H165ZM168 172V171H167ZM178 171H176V172H174V173H176V175H178L179 174V172L177 173ZM109 173V172H108ZM137 173H138V171H137ZM170 173V172H169ZM174 173H170L171 175H175ZM8 174V173H7ZM10 174V173H9ZM101 174V173H100ZM110 174V173H109ZM129 174V173H128ZM131 174V176L133 177V175H134V173H133V175H132V173H130ZM145 174V173H144ZM15 175H17L16 173H15ZM89 175H90V173H89ZM125 176H123V178L124 179H126L127 177H128V175H127V173H125L124 174ZM139 175H143L142 173L141 174H139ZM138 175V178L140 177ZM5 175H3V177H4ZM8 176V175H7ZM18 176V175H17ZM25 176V175H24ZM97 176V175H96ZM110 175H108L107 176V178L109 177ZM116 176V175H115ZM127 176V177H126ZM143 176H145V175H143ZM142 176V177H143ZM14 177V176H13ZM20 177H22V176H20ZM98 177V176H97ZM105 177V176H104ZM121 177H119L120 179H121ZM132 177H130V178H132ZM142 177H140L138 180H142L143 178ZM179 177V178H178ZM180 174L178 175V176H176L175 178H178V179H180ZM7 178V177H6ZM12 178V177H11ZM114 179H115V177H113ZM112 178V179H113ZM117 178V177H116ZM122 178V180H124ZM129 178V177H128ZM142 178V179H141ZM172 178V177H171ZM170 178V180H173V179H171ZM10 179V178H9ZM113 179V180H114ZM134 178H132V180H133ZM145 179V178H144ZM142 180V182L143 181H145V180ZM92 180H94V178L92 179ZM118 180V181H117ZM126 180H128V182L127 183H130L129 184V187H127L128 185L127 184H125V187H127L126 188V190H127V192H128V190L132 187H130V185H133L134 183H135V186L133 187V190L132 189H130L129 191V193H131L132 191H135L136 189H138V188H136V189H134L135 187H136V182H137V180L135 181V179L132 181L133 182V184L131 183V180L130 179H126ZM126 180H124V182H122V187H123V184L124 183H126ZM130 181V182H129ZM176 181V180H175ZM109 182V181H108ZM113 182V181H112ZM114 182H115V180H114ZM113 182V183H114ZM116 182H118V183H121L120 181H119V179L117 178L116 179ZM170 182H173V181H170ZM105 183H106V187H105ZM104 184H102V186L104 185V187H102V189L100 190V191H102V192H104V188H105V191L106 190H108V189H106V188H108V186H107V184H109V183H107V182H105ZM112 183V184H113ZM118 183H116V185L118 186L119 184ZM141 183V181L140 182H138V184H140ZM115 184V183H114ZM137 184V185H138ZM175 184V183H174ZM115 185V186H116ZM121 185L120 186H118V187H120V188H122L121 187ZM143 185V186H142ZM144 185H145V182H143V184L141 183V185L140 186H142V188H144ZM178 185V184H177ZM111 186V185H110ZM179 186V185H178ZM138 187H139V185H138ZM12 188V187H11ZM111 188H112V186H111ZM111 188H109L110 190H111ZM117 188V187H116ZM116 188H113V189H115L116 190ZM129 188V189H128ZM113 189H112V191H113ZM140 189V188H139ZM138 189V190H139ZM124 190H125V188H124ZM126 190L123 192L122 191V189H118V192L119 191H122V197H121V199L119 198V196H120V194H121V192H119L118 193V195H117V197H116V199H118L117 200V202L119 203L120 201H121V203L123 202L124 204H125V200L123 199V198H125L126 199V197L127 198H129V196H127V195H124V193H126ZM132 190V191H131ZM143 190V189H142ZM146 190V189H145ZM137 191V190H136ZM135 191V193H137ZM171 191H172V189H171ZM138 192H140L141 193V190L140 191H138ZM134 193V192H133ZM139 193V195H141ZM143 193H145V191H143ZM138 194V193H137ZM178 194V193H177ZM124 195V196H123ZM144 196H147V195H144ZM143 196V197H144ZM173 196V195H172ZM130 197H131V194H130ZM148 197V196H147ZM212 198H214V195H212L211 196ZM145 198V197H144ZM130 199V198H129ZM133 200H134V198H132ZM224 199V198H223ZM127 200V199H126ZM136 200H137V196H136ZM136 200H134V201H136ZM144 200V199H143ZM125 201V202H124ZM134 201H132L131 199H130V203L128 202V200H127V202H128V204H129V206H127L128 204H127V202H126V204L127 205H123V206H127V208L128 207H130V208H128L127 210L124 208V210L125 211H128L127 213L128 214H126V215H129V212H132V211H130V210H132V208H131V206H132V204L134 205L135 204V202ZM141 201V200H140ZM145 201V200H144ZM148 201V200H147ZM173 201H174V199H173ZM224 201H225V199H224ZM116 202V203H117ZM226 202V201H225ZM234 202H235V199H234ZM234 202H233V204H234ZM84 203H86V202H84ZM88 203V202H87ZM117 203V204H118ZM121 203H119V206H120V208H122V204ZM139 201H137V208L138 207H140V209L142 210V209H145L146 208V206H147V204L145 205V207L144 208H142L141 206H138L139 204H141V202L139 203ZM178 203V202H177ZM227 203V202H226ZM60 204V203H59ZM83 204V203H82ZM121 204V205H120ZM135 204V205H136ZM156 204V203H155ZM160 204V203H159ZM169 204V203H168ZM88 205V204H87ZM113 205V204H112ZM149 205V204H148ZM174 205V204H173ZM114 206V205H113ZM166 206H167V204H166ZM181 206H183V205H181ZM61 207H63V206H61ZM118 207V206H117ZM117 207H116V209H117ZM132 207H135V206H132ZM149 207V206H148ZM192 207V206H191ZM114 208H115V206L113 207V210H114ZM119 208V207H118ZM119 208V209H120ZM158 208V207H157ZM119 209H117V211L119 210ZM123 209V208H122ZM139 208L138 209H133V213H135V212H137V210H139L140 212H141V210H140ZM147 209V208H146ZM145 209V210H146ZM152 209V208H151ZM47 210V209H46ZM60 210V209H59ZM111 210H112V208H111ZM110 210V211H111ZM121 210V209H120ZM120 210H119V215H121V212H120ZM123 210V211H124ZM135 210V211H134ZM55 210L53 209V215H54V213H56V215H57V212L55 211ZM82 211H83V209H82ZM122 211V216L123 215H125V214H123L124 212ZM152 211V210H151ZM161 211V210H160ZM165 211V210H164ZM171 211V210H170ZM140 212H139V214L138 213H135V214H133L134 216H132V214H130L133 218H131V216H130V219L128 218L129 216H127V220L128 221H130L131 222V219H132V222L133 221H136V218L135 217H137V218H140V216L144 219L145 218V216L146 215H148V214H146V215H144V213H145V211H143L142 210V212H144V213H142L141 212V215H140ZM148 212H150V211H148ZM166 212V211H165ZM59 213V212H58ZM159 213V212H158ZM157 213V214H158ZM161 213V212H160ZM50 214V213H49ZM59 214H62V213H59ZM110 214V213H109ZM118 214V213H117ZM139 215V217H138V215ZM156 214V213H155ZM155 214H153V215H155ZM55 215V217H57ZM66 215H67V213H66ZM83 214H81V216H82ZM112 215V214H111ZM152 215V216H153ZM192 215V214H191ZM215 215L217 216V214L215 213ZM41 216V215H40ZM109 216V215H108ZM122 216H120L121 218H123ZM151 216V215H150ZM149 216V217H150ZM67 217V216H66ZM126 217V216H125ZM147 217V216H146ZM218 217V216H217ZM41 218V217H40ZM63 218V217H62ZM73 219H74V217H72ZM148 218V217H147ZM151 218V217H150ZM67 219V218H66ZM73 219L72 220H70V222L72 221L73 222ZM135 219V220H134ZM149 219V218H148ZM180 219V218H179ZM256 220H257V218H255ZM138 220V219H137ZM145 220V219H144ZM74 221H76L77 222V220L75 219ZM86 221V220H85ZM125 221V220H124ZM66 222H68L67 220H66ZM126 222V221H125ZM141 222H143V221H141ZM146 222V221H145ZM59 223V222H58ZM122 223V222H121ZM124 223V222H123ZM123 223H122V225H123ZM129 223V222H128ZM77 224H78V222H77ZM77 224H75L74 226H76ZM113 224H114V222H113ZM125 224V223H124ZM45 225V224H44ZM53 225H54V223H53ZM58 224H56V226H57ZM84 225V224H83ZM120 225L121 224H119V227H120ZM155 225V224H154ZM4 226V225H3ZM35 226V225H34ZM52 226V225H51ZM50 226V227H51ZM73 226V225H72ZM115 226V225H114ZM114 226H112V227H114ZM69 227H71V226H68V227H66L67 229H65V231H64V234L65 233H67V230H68V228ZM76 227H78V226H76ZM76 227H75V229H74V231L73 232H75L76 233ZM83 227V226H82ZM81 227V228H82ZM86 227V226H85ZM144 227V226H143ZM157 227V226H156ZM155 227V228H156ZM3 228L4 227H2V230H3ZM18 228V227H17ZM52 228H53V226H52ZM54 228H56V227H54ZM53 228V229H54ZM73 228V227H72ZM121 228V227H120ZM8 229H9V227H8ZM21 229V228H20ZM51 229V228H50ZM57 229V228H56ZM64 229V228H63ZM154 229V228H153ZM212 229V228H211ZM39 230V229H38ZM259 225H257L254 229L253 228H251V225L247 222V224H245V226H242L241 228L239 227V228H237L236 229V237H235V239L233 240L237 245H238V247H239V244L238 243H242L243 241H245V239L246 240H248V238L247 237H252V236H255L256 234H259ZM4 231V230H3ZM56 230L54 229V232H55ZM78 231V230H77ZM84 231V230H83ZM0 232H1V230H0ZM68 232H71V233H73L72 231H69L68 230ZM81 232V231H80ZM79 232V233H80ZM244 232L245 233H247L248 234V236L247 237H245V234H244ZM2 233V232H1ZM9 233V232H8ZM10 233H12V232H10ZM43 233V232H42ZM56 233V232H55ZM54 233V237H55V235L56 236H59V235H57V233L55 234ZM200 234V233H199ZM24 235V234H23ZM214 235V234H213ZM47 234L44 232L43 234H41V235H39L38 234V236L36 237V239H34V241H32L31 242V244L30 245H28L27 246V248H25V249H23V250H16V251H10V250H1L0 251V259H4L3 261H5V262H7V255H10V254H13V255H15V256H19V257H22L23 258V263L24 264H43V263H46V262H48V263H50V264H65V263H61L56 257H54L55 255H54V253H49V257H50V259H48V257L47 256H45V252H43V253H45L44 254V256H43V254H41V251H42V249L44 248V247H46V245L48 244L47 243ZM53 235H51L50 233H49V240H52L53 242H54V240L53 239H50L51 237H52ZM74 236H76V235H74ZM78 236V235H77ZM76 236V237H77ZM53 237V238H54ZM203 237V236H202ZM56 238H58V237H56ZM68 238H69V236H68ZM74 239H75V237H73ZM211 238V237H210ZM77 239V238H76ZM79 239V238H78ZM70 240H72V238L70 239ZM51 241V242H52ZM202 241V240H201ZM49 242V241H48ZM72 242V241H71ZM77 242V241H76ZM75 243V242H74ZM249 243H250V241H249ZM54 244V243H53ZM72 244V243H71ZM49 246V245H48ZM76 246H77V244H76ZM21 247V246H20ZM50 247H51V245H50ZM153 248V247H152ZM46 249V248H45ZM52 249H53V245H52ZM51 249V250H52ZM239 249V248H238ZM50 250V251H51ZM75 250V249H74ZM251 250V249H250ZM53 251V250H52ZM51 251V252H52ZM239 251V250H238ZM54 255V256H50V255ZM69 254V253H68ZM238 254V253H237ZM57 256V255H56ZM65 258H67V257H65ZM60 259V258H59ZM49 260H50V262H49ZM66 261V260H65ZM68 261V260H67ZM70 261V260H69ZM68 261V262H69ZM3 263V262H2ZM48 263H46V264H48ZM0 264H1V262H0ZM4 264H6V263H4ZM9 264V263H8Z\"/></svg>",
  "mask_w": 264,
  "mask_h": 264
},
{
  "label": "crops",
  "instance_id": "crops-1",
  "mask_svg": "<svg viewBox=\"0 0 264 264\" xmlns=\"http://www.w3.org/2000/svg\"><path fill=\"white\" fill-rule=\"evenodd\" d=\"M218 195L219 197L222 196V194ZM234 195L237 202L245 200L244 196L237 197L236 193H234ZM249 201L241 203V205L246 206L248 203L256 211L259 234L253 237L250 252L243 255L241 262L238 264H264V202L256 198H252ZM210 206L211 210L214 212L221 210V206L217 199H214ZM171 242L170 240L156 242L157 245L153 247L154 253L152 254L150 264H183L181 250L176 244L173 245Z\"/></svg>",
  "mask_w": 264,
  "mask_h": 264
}]
</instances>
